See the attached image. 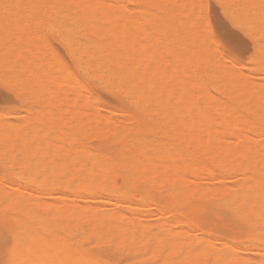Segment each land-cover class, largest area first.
Wrapping results in <instances>:
<instances>
[{
	"label": "rangeland",
	"instance_id": "1",
	"mask_svg": "<svg viewBox=\"0 0 264 264\" xmlns=\"http://www.w3.org/2000/svg\"><path fill=\"white\" fill-rule=\"evenodd\" d=\"M2 1L3 0H1V2H0V11L1 12L3 11V10H1V6H2V9H4L3 6H5V9H7V7L9 6L10 9L8 8V12H9V10L11 11L12 9H13L12 10L13 12L7 13V10L5 11L6 13L3 12L1 14V12H0V18H1L0 19V24L2 23V25H0V26H2V27H0L1 28L0 29V36H1L0 39H2V42L0 43L1 44L0 47L2 46L0 48V52H1V50L3 51V49H5L4 47H7L9 45V44L7 45L8 41H10L9 43L11 45L12 43H15L20 38L21 39V43L19 44V41H18L17 44L16 43L15 44H12L11 46H14L15 48L14 47L13 48H10L11 51L9 50V47H7L8 49L6 48V52L9 50V52L12 53L11 55H10L9 52H7V54H8L7 55L5 53V50H4V52H1V53H5L6 54V55L4 54L5 57H6V59H9L10 58L9 59L10 63L5 58L4 59L3 58L0 59L1 60L0 63L1 62H4L5 63L4 65H3V63L0 64V73L4 76L3 77L0 74V78H1L0 79V95L4 96L6 98L5 107L7 109L6 111H0V125L3 124V122H4V124L10 123L13 126V131H16L15 130L16 126H17L18 131H19V129L23 128V122H24L23 121V118H24L23 116H26L27 112L28 113L30 112L31 114H33L35 116L38 115L44 109L43 107H45L46 102L44 103V100H48L50 98L49 96H53V97L55 96V95H51V94L50 95L43 96L45 92H46L45 94H47L48 89H46V91H45V89H42V90H44L43 92L41 90V92L43 93V94H41V97H39V94H36V93H38L39 89L42 88V86H44L43 88H45V85L46 86L47 85H50L51 86V84H52V86H53V88L51 86L52 90L55 89L54 86L57 85V83H55V81H58L59 83H61L60 81H62V79L64 78L62 76V74H63V72H65V69L67 68V65L64 64V63H62L61 60H59V61L56 60V58H57V52H58V49H57V46L56 45L58 43H61V42L59 40H57L56 43H53V39L55 38V36H61L60 35V33H61L62 34L61 37H64V36H65V38L66 37H71L72 36L71 35L72 32H70V31L73 30L74 28H76V25H78L79 29H77L78 30L77 36H78L79 39L82 40V39H85L87 37V39L90 40L91 42L100 43L102 41V39H99V38H101V35H99V34L103 32L104 26L105 27L107 26L106 27L107 29L104 28L105 30H109L108 28H110L111 26H113V28H114V25H115L116 28L113 29V32H111L112 30L111 31L109 30L111 32V34L114 33L113 34L114 35L113 37L114 38H117V37H119V35L122 36V35H124V33L126 31L127 34L125 33L126 36L124 37L123 43L124 42H125V44L128 43V44H126L127 45L126 47H128V48H125V44H123V43H122V48H124L126 50L127 49L130 50V54L131 53L132 54L136 53V55H137V56L134 55V57H133V55L131 54L130 56L132 58L130 59L128 57L129 56L128 55L129 54L128 50L126 51V50H124L122 48H119L118 51H117V55L116 56L117 57H121V59L126 56L127 58H129L128 60L135 61L140 56V55L138 56V52L131 51V50L134 47V45H135V48L138 47V44H139V46L140 45L142 46L143 43L142 44L138 43L140 40L137 42V44H135V42L138 39V37L139 38L143 37L142 36L143 35L142 32L144 33V36L146 37L147 41H146L145 37L142 38V40H144L146 42H149L148 45H152V44L154 45L153 47L151 46V49L155 50V52L152 50L154 52V53H152V56H154L157 51H160L161 50L160 48H162V50H163V48H171L170 45H169V43L171 44L172 42L171 41L169 42L168 38H172L170 40H173L174 41V38H173L174 36L172 35L173 31L169 35V33H170L169 32V29L170 30H174V33H176V34L178 32V34L180 36L182 35V37H181L182 40L180 39V36H178L177 37V40L180 39V42L181 43L179 41L175 40L174 41L175 43L174 42L172 43L174 46L171 44V46L175 48V49L173 48V50L171 48V50L173 52L172 51L170 52L169 49L168 50L165 49L166 51L170 52V55L172 53V55L170 57H168V60H166L167 59V56L166 55H165L166 56V59H164V56L163 55H164L165 51H162L161 50L160 52H157L156 53L155 56L157 58H158V53H159L160 57H161V55L163 56V58L161 57V60H160L161 64H158V62H157L160 59V57L158 59H156V61H154L155 60V59H153L154 57H151L153 60H150V61L148 60V58L150 57L149 55H151V52L152 51L149 52V55H148V51H145V50L146 49L147 50L150 49V46H148L146 42L140 41V42H144L145 43V46H146V49H145V46H144V48L142 47L144 50L143 49L141 50V51H143L142 54H146V56L148 57L147 58V61L145 60L146 61V66L149 65V67H153L152 69L149 68L151 71L153 70L152 72H150L148 70L146 71L147 78L145 76V81L146 80H149L148 83L149 84H152L151 85V89H152L151 91L152 92L150 91V94L151 93H154V92L156 93V94H152V96L149 94V97H151L152 100L149 98L148 99V101L150 102L149 105L147 104L148 103V101H147L144 104L146 107H144V105H143L141 107V110H138L140 108L134 107L135 106V104H133L134 103V100H131V101L126 100L121 93L114 92L112 94L95 95L96 101H94V100L93 101L95 102V104L98 102L99 105H97V104L95 106L94 105H89V107L90 106L91 107L94 106V107H92L90 109H94L96 107L95 111L96 112H99V114L102 112L101 115L103 114V117L101 116V119L104 118L103 119L104 121L101 120L100 117H99V120H101V121H99L98 123L97 122L96 123L95 122L93 123L94 125H97L98 128H90L91 125H92V120L90 121V124H89V122H86V120H88L87 119L88 117L86 116L87 117L86 118L85 117L86 114L83 113V112H81L82 109L78 108V111H80V112H78L77 110H75L76 104H79V106H80V103H82L80 101L83 100L80 95H79V97L77 96V99L76 100L78 102H80V103H78V102L76 104L74 103L75 104L74 105V109L73 108H70V107H72V106H70L68 108L69 110H67L66 111V114H65V120H68L69 124H71V128H69V129H70V131L73 130L74 133L68 131L67 128L64 129L65 131H63L62 129L59 130L56 127L55 124H52L51 126H49L47 128V129L52 130V131L57 128V130H59V132L63 131L62 134H66L67 133L70 136L72 135V137H74L73 134H76L77 133V135H75V138H73V139L75 140L76 137H77V139H79V142H78L79 144L77 142L74 144L73 143L74 141L73 142H70L71 140L69 141V139L71 137H69V135H68V138H66L65 141H64L68 145L70 144L71 149H72V146L74 147V146L77 145L75 147V149H73L72 151H74V152L76 151L77 152L76 149L82 147L83 149L81 148L80 150H83V152L85 154H87V152L90 150L89 152H91L92 154H93V151H94V153L96 151L98 155L101 154L102 156L100 155L99 156L100 158L101 157H104V156H105L104 157L105 159L111 158V156L114 157V156H116L118 154L124 153L123 150H127L128 149L129 143H130V141L132 139L137 138V137L140 138L142 135H143L142 137L149 136V133L147 131V125L149 123H151V122L155 123L154 124L155 125V128L154 129L155 130L158 129V130H156V132H157V134H160L158 136L159 137L163 136V129L165 127H164V125L162 123V118H161L162 116L161 117L159 116L160 113L163 112L165 114V112H166L165 110L167 109L168 112L166 114L168 115L169 112L172 109L174 110V108H176V110H177V109H181L182 107H184V109H182V111H183V110H185V106L184 105L185 104L187 105L188 103H190V102L185 103L182 106V103L185 100L184 99L185 97H180V98H183V101L181 99L177 103V105H176L177 107H174L173 108V104H174V102H176V101H173L174 96H172L173 98L168 97V98H171L170 100H172V102L170 100L167 101V99L165 97H164L165 99H163V96H162L161 101L162 100H166L167 103L168 104H171L172 107L169 108L170 105L168 106L165 103V101L164 102L162 101V105H161L162 107L165 108V109L162 108L165 112L162 111L161 107L159 109H161L162 112L160 110H158L157 107H155V106H157V103L156 102L158 100H155L154 98L157 97V99H158V94H159L158 93V90H157L159 88L158 82H163L165 84V86H163L164 84H162V83H161L162 86L160 84V88L161 89H162V87H165L166 89L169 87L170 90L169 89L168 90L171 91L172 86L175 87V84H176L174 82L175 79L172 80L175 77H172L171 76L172 77L171 80L173 81V83H175V84H173L172 81L169 80V78H168V76H170V75H167V71H169L170 69L172 70L171 67H173V69L177 68L176 69L177 71L175 70V72H176V82L178 84L182 83V85L180 84V87L181 88L184 87L183 89H185V90H183V93L184 94L185 93L187 94V95L185 94L186 95V100L189 98V100L192 101V99L190 98V96L193 97V99H195V97L197 98V96L191 95L190 92L191 93H193V91L196 92L195 89H198V88L196 87L195 83L200 82L199 84L201 86L199 84H197V85L199 86V89H202L203 88V90H201V91H204V89L205 90L207 89L204 93H206L209 90L208 92L211 93V97L210 98H213L215 96L214 97L215 99L217 98V99L221 100V103H220L219 100L216 99L217 100L216 101L215 99H212V100H214L216 102L215 103L213 101V103L215 104V107H217V105L219 106V104H221L219 107H217L218 108V111L220 110L219 112L216 113L217 116H219V117L222 118L223 116L221 115V113H223L222 111L224 109L227 110V111H229V113H230L231 110L237 109L241 114L239 113L240 114V115L238 114L239 116L236 115L237 120L234 121V119H233V122H235V123L236 122L237 123L240 122L239 123L240 124V127L238 126L239 124H235V125H237L239 128H241L240 129L241 132L243 131V129L245 130L246 128H248V130H249L250 133H252V131H253V134L254 135H252V134L249 133L250 137L252 138L251 139L249 137L250 140H253V141L255 140V141H257L258 144H259V142H258L259 140H261L262 143L264 142L263 141L264 140V134H263L264 133V128H262V131L263 132H261V133H254L255 130L252 128V126L242 128L243 125H241L242 124V121H241L242 120V117L241 116H242V113L244 111V108H246V106H247V102H244L245 96H243V95H245L244 93L247 92L248 88L250 90V86L249 85L250 84H253L252 82L255 79H256L255 81L257 82V83H255L256 84L255 87H257L259 85L258 84L259 83V79H257L259 77L254 76L253 79L250 78V76L253 77V75H251L250 73L253 72V71H256L257 69H245L243 67H242L243 69L241 68L242 69L241 70V72H242L241 73V76H242V74L244 75L245 73H246V75H249L248 77L244 75L245 78L248 79V80H245V82L249 81V82H247V85L249 87L248 86H245V87H247L246 88L247 89L246 91L243 90V89H242L243 91H240L243 86L241 87L240 84L238 85V83L241 81V80L239 81V78L240 77L238 75L235 76V74H234V76H233V73H232V75L229 76L227 74L228 72H230V74H231V72H235L236 74H239L238 72H240V70H239L240 69L239 68L240 65H238V66L235 65V66H237V68H235V71L232 70V69H229L228 70V68H226V71L228 70V72H225V74L224 73H220V71L219 72L218 71H215L216 69H219L220 70V68L222 69L223 67L217 65V67H219V68H215V65L217 64L216 61H215V59H214L213 62H207V61H205L206 59L208 61H210V60L213 59V57H214V50L211 47H209V44L211 42L210 41L206 42L205 41V38L200 35L199 31H197V27H196L197 16H195L194 18L192 17V15L194 14V12L196 13V11H194L195 9L193 7H191L193 9V12H191V10H192L191 8H189L190 11L187 10L188 6L190 5V4L188 5L187 1H185V0H176V1H173V3H175V5L173 4L174 6H172L173 7V11H172V7H170L172 5L171 4L172 0H170V1H168L170 3V5L167 4V6H166L167 8L165 7V9H163V10L160 9L162 13L160 12L159 9L158 10L156 9L158 7L154 6V5H156L155 3H152L150 6H148L149 9L147 11H145L144 8L141 9V7H138L141 4L142 5H145V1L146 0H132V1H135L136 5L127 4L126 3L127 0H123L124 2L122 0H121V2L119 0H117L118 2L116 0H113V2H111L109 0L110 3H113L114 4V3L117 2L116 4L118 5L117 6L116 4H114V5L111 6L110 3L108 2L109 5H110V7H106L107 4H105V3L107 1L106 2H102V0H97L99 2H97L96 4L95 3L93 4V2L95 0H87L88 2L89 1H91V2L93 1L91 3V6L90 7L89 6L86 7L88 5V2L86 4V6H85V2L84 1H81V0H80V2L78 1L79 2L78 4H76V1L77 0H51V1L50 0H40V2H39V0H38V2H37V0H11V1L10 0H7L6 2L5 1L2 2ZM8 1H10V4L8 6L2 4V3L8 4L9 3ZM114 1H116V2H114ZM129 1H131V0H129ZM163 1L165 2L166 0H163ZM178 1H180V2L181 1L182 2L185 1L186 4H184V2H183V4H179ZM245 1L244 0H242V1L241 0H232V3L235 4L238 8L240 6V9L238 10V8H236L235 5H233L232 3L230 4V5H233V7H232L233 14L237 10H238V12L239 11H241V12L243 11L244 13L248 12L250 14V12H251V14H254V13L257 14L258 11L261 10V7H260L261 4H259V2L262 3L261 2L262 0L261 1H258L257 3H255V0L254 1L253 0H247V2L250 1L248 3L245 2ZM64 2L65 3L66 2H69L70 5L69 4H65L64 5ZM119 2L120 3H123V4L126 3V4H124V5L121 6ZM190 2L193 4V1H190ZM225 2L229 4V0H225ZM98 3L99 4H102V5H98ZM194 3H195V0H194ZM244 3L250 4V5H247L246 4V6H242V5H244ZM251 3L253 4L252 7H254V8H252V9H254L252 11H250L251 10L250 7L252 5ZM32 4H34V7H33ZM74 4L78 5V7H80V8L76 10V7L77 6L74 5ZM79 4H81V6ZM89 4H90V2H89ZM254 4H256L255 5L256 7L254 6ZM40 5H41V7H40ZM66 5H68V6H66ZM83 5H84V8H83ZM125 5H127V6H125ZM168 5H169V7H168ZM184 5H186L187 8H185L186 6H184ZM257 5H259V7ZM10 6H12V8ZM44 6H45V8H44ZM59 6L61 8H63V9L59 8ZM65 6H66V8H68V7L69 8L66 10L65 9ZM73 6H75V7H73ZM176 6L180 10H177ZM180 6H183L184 9H182ZM14 7L17 8L16 11H14L15 10ZM29 7L31 9H29ZM92 7L93 8L94 7H97V8L92 10ZM101 7H103V8L101 9ZM114 7L116 9H114ZM136 7H138V8H136ZM241 7L244 8V10ZM34 8L36 10H34ZM86 8H91V9L88 10ZM104 8H105V10H108L109 13H111L112 10L114 9L113 11H115V12L112 13L113 15L116 13V10L118 11V9H121L119 11L120 12H122V11L124 12V13L122 12V14H124V16L122 17L123 19H120V17H121L120 13H119V15H120L119 17H116L115 15L114 16H111V17L110 16L107 17V14L106 15H102V13H108L107 11L106 12L103 11ZM174 8L178 12L180 11V13L176 14V12H175L176 10L174 11ZM256 8H258V9H256ZM80 9H81V11H80ZM110 9H112V10H110ZM127 9L131 10V11H129V13L131 14V17H130V14H127L128 13L127 12L128 11ZM166 9L169 10V11H167ZM170 9H171V12H170ZM255 9L257 10V12H256ZM164 10H166L167 14H166V12ZM245 10H248V11H245ZM101 11H102V13H101ZM133 11H134V13H136L135 17H134V14L131 13ZM163 11H164V13H163ZM184 11H188L190 13H193L192 15L189 14V16H188V14H186V16H188V17H187V19L185 21H184V18L186 16L184 17L183 13H186V12H184ZM80 12H81V15H80ZM181 12H183L182 13V16L179 17V14L181 15ZM238 12H236V14H234V15L235 16H238V17H241L242 16L241 15L242 13H240V15H239ZM87 13H90V15L87 14ZM99 13H101V14H99ZM244 13H243V16H244ZM260 13H261V11H260ZM71 14H72V16H71ZM95 14H98V15H96L97 20L95 18ZM112 14H110V15H112ZM138 14H140V15H143L144 14L143 15L144 17H141V19H140L139 18L140 15H138ZM156 14H157V16L155 17ZM168 14L169 15H172L174 18H177V16H178L179 18H177V19H178L179 22L181 21V23H179V22L177 23V19L175 21H173L174 19L172 20L173 17H171V16H170V18H171L170 21L172 20L173 23L170 22L169 20L167 21L168 22L167 23L166 20H165V18L166 19H169L168 18L169 16H167ZM256 14H254V15H256ZM69 15H70L71 19L70 18H67V16H69ZM101 15L102 16H105V19H104V17L102 19L101 18ZM116 15L118 16V13ZM145 15H147L146 18H145ZM73 16H75V17L73 18ZM93 16H94L95 19L92 18ZM247 16L249 17L248 14L247 15L245 14V17H247ZM76 17H78V21H77V18ZM106 17L107 18H113L114 17L116 19V21L118 20L117 22H119L120 20H121V23L122 22H126V23H123L124 25L126 24V26L122 25L120 22L119 23L121 25H118L119 23H117L116 21H114L115 24H114V22L112 24V21H113L112 19L110 20V23H111L110 24L109 22L105 21V20H108ZM148 17H149L150 21H152V17H154L153 18V22H151V24L154 23L153 24V26L155 25L154 27L151 26L150 22H149V24L147 23V20H148L147 18ZM189 17H192V19L190 18V20H188ZM245 17H244V19L242 17L241 18L242 20H240V18H238V20H240L241 23H243V24L246 25L247 23H249L250 20L249 19L247 20V18L245 19ZM58 18H60L61 20L59 21ZM63 18H65L66 20L65 19L63 20ZM88 18H90V19H88ZM132 18L133 19L135 18L134 23L136 22V24L130 22L132 20ZM182 18H183V20H182ZM251 18H253V16ZM72 19H76V20L72 21ZM91 19H92V21H97V22H92L91 21L92 23H90V20ZM99 19H102L103 20V23H104V21H105V23L104 24L102 22L99 23V21H102V20H99ZM128 19H129V21L127 22ZM154 19L157 20V22L156 21L154 22ZM3 20H5V22H7L6 23L7 25L5 24V26H4V21ZM68 20H69V24L67 22ZM122 20H124V21H122ZM142 20L144 22H146V27H151L152 29H155V31L152 30V29H150V28H148V30H147V28H145L146 30L143 29L144 27L142 28V26H141V25H143L142 24L143 23ZM63 21H65V22H63ZM70 21H71V24L73 23L72 24V27L70 25ZM87 21H88L89 24H87ZM183 21L186 22V23H188L187 25H189V26L182 25L183 26L182 27L181 24H186ZM193 21H194V23H193ZM8 22H9V24H8ZM129 22L131 23L130 25L128 24ZM163 22L165 24H163ZM189 22H191V24H193V25L191 26V28L188 31V28L191 25ZM252 22L254 23L255 22V19ZM258 22L261 23L260 21H256L255 25L253 24L251 26V29H254L255 26H258V24H259ZM93 23H95L94 27L92 25ZM15 24H17V25H15ZM63 24L66 25V26L69 25L70 26V31H68L69 30V26L68 27L63 26ZM74 24H75V26H74ZM97 24L100 25V26H98ZM101 24L104 25L102 28H100L101 27ZM133 24L136 25V26H134ZM138 24H140V25H138ZM179 24H180L181 27H179ZM261 24L259 26H261ZM8 25L10 27H8ZM14 25L16 27L18 26L17 27V29H18L17 32H19V33H17V34L14 33L13 36H12L11 34L13 32H16L14 30H17V29H15ZM89 25H91V27L93 28V30H92L91 27L89 28ZM108 25H109V27H108ZM249 25H251V23L247 24L246 26H248L250 28ZM59 26L62 27V29ZM80 26H82L84 28V30L82 28H80ZM131 26H133L134 28H136L135 30L139 29L138 30L139 33L138 34L136 33L137 36H136L135 33H133L134 32L133 31L134 28L131 27ZM140 26H141V29L140 28H137V27H140ZM160 26L162 27L163 30L161 29ZM164 26L166 28L169 26L170 28L168 27V30H165ZM11 27L12 28L14 27V29H12ZM50 27H52L54 29V31H53L52 28L50 29ZM186 27H187V29H186ZM32 28L35 29L36 31L34 30V32H33L32 31L33 30ZM55 28L58 30V32L55 31ZM179 28L181 30L182 29L183 30L185 29V31L187 30V34H186L185 31L184 32H181V30H179V31L176 32L175 30H177ZM7 29L10 30V31L7 32ZM28 29H30V30H28ZM129 29H132V31H131L132 34H135V35H133L134 36V40H133V38L132 39L130 38L131 37L130 35H132V34H130L131 32H129L130 31ZM156 29H157L158 32L156 31ZM90 30H91V32H90ZM94 30H96V32ZM127 30H129V31H127ZM21 31H23L24 34L21 33ZM82 31L85 32V34ZM140 31H141V37H140ZM162 31H164L163 32L164 34L167 33V37L163 33L161 34ZM10 32H11L10 35L12 37L8 34ZM89 32L90 33L94 32V33L97 34V36H96V34L91 36V34H89ZM120 32H124V33H120ZM156 32H157V35L159 33L161 34V36H158V37H160V39L163 40V43L161 42L162 44L159 42L161 44L160 47H159V44H158V41L160 39L158 37L156 39V34H155ZM257 32H259V33H257ZM260 32H261V34H260ZM3 33H5V35L8 34L10 40L4 42V40H7L8 38ZM33 33L36 34V35H34ZM115 33L116 34L119 33L117 35V37L115 36L116 35ZM148 33L155 34V36H153L151 34L153 36L151 38L152 39V44L150 43L151 41H150L149 37L147 38V35L151 36ZM182 33L183 34L185 33V35H183ZM253 33H254V30H253ZM32 34H33V36H32ZM258 34H259V36H258ZM18 35H20V36H18ZM22 35H23V37H22ZM162 35H164V36H162ZM261 35H262V31H260V28H259V31H256L255 30V34H254V38H253L254 41L252 40L253 51H258V49H259L258 46L260 47V45L258 44L259 43L258 41H260V39H261L259 37L264 38V36H261ZM35 36L37 38L36 40L34 39ZM135 36H136L137 39H135ZM170 36H172V37H170ZM14 37H16V39ZM50 37H52L53 39H50ZM127 37H128V40H125V38L127 39ZM163 37H165V39L168 41V43H166V41L163 39ZM257 37H258L259 40H257ZM3 38H5V39H3ZM23 38L25 39V41L23 40ZM121 38H123V37H121ZM153 38H155V42L154 43H157V44H154L153 43V41H154ZM97 39L99 40V42L97 41ZM129 39L132 41V44H134V45H132L131 43H129L130 42ZM34 40L36 42H38V45L40 44L41 47H43L42 45L45 44L44 47L43 48L38 47L37 43ZM156 40H157V42H156ZM255 40H257V42ZM121 41H122V39H121ZM3 42L6 43V46L4 45ZM34 42H35L36 46L31 47V49H35V50H33L34 52H37V49H39V51H41V53L39 55H37L36 53H34L30 49H28V47L30 48V46L35 45ZM176 42H178L179 44H176ZM32 43H33V45H32ZM101 43H103V41ZM255 43H257V44H255ZM130 44H131V47L129 46ZM175 44L177 45V47H175L176 46ZM183 44H184V47H185V45H187L188 47L186 46V48H183L182 47ZM48 45H49V47H48ZM19 46H23V49L21 48L22 49V52L23 51L26 52V50L28 49V50H30L29 51L30 52V56H31L32 52H33V55H37V56H34V57H32L33 55L31 56L33 58V60L35 59V61H36V62L34 61V64H33L34 70H36L35 67H37L35 65L36 63L38 65L40 64L41 65V66L39 65L40 67H44V69H41L40 67H38L39 68L38 70L40 72L41 71L43 72V71H47V70H45L46 69V65H48V62H50V60L51 61L52 60L53 61L55 60V61H57V63L59 62L60 64L59 63L56 64L55 61H54V64H56V66L59 65L58 67H60V66L63 65V67L65 69L62 68L63 70L62 69L59 70V68H57L56 66H54V64L52 62L51 65H52L53 68L50 66V63H49V66H48L49 69L48 70H52V69L54 70L55 67H56L58 69V71L56 72V74L61 73V75L59 74L60 76L59 75L58 76L60 78L62 76L63 78L59 80L58 79V76L57 77H54L53 78L54 82H52L53 80L50 79L51 80V83H46L45 82L46 80H43L45 83L44 82L39 83V84H43V83L45 84V85L44 84L41 85V88H39L40 87V86H38L39 84L37 86H33V88H32V85H35L34 84L35 83L34 81L36 79H34V81L33 80H30L29 81L30 82L29 84L26 83L27 85L26 84H20V83H24L23 82V79H24L23 76L28 72L27 70H25L26 69L25 67H27V69H28V65H27L28 62L26 64L25 59L28 60L29 58L30 59H32V58L31 57L28 58V54L25 53L26 55H25V59H24V57L22 55V52L19 53V54H21V56L23 58V59H21V61L23 60V62H25V64H23L22 62H20V64H19L20 66L17 65L15 71H13L11 69V67H10V69H11L10 72H7L9 70V66H11V64H12V60L11 59L14 58V60H15L16 57H19V58H16V59H18V61L17 60L16 61H13L14 63L12 65H14V64L16 65L17 62L19 63V61H20V57L21 56L20 55L19 56L14 55V54H17L18 53V52L17 53L16 52L14 53L16 47L18 48L19 51L21 50ZM24 47H26V48H24ZM46 47H48V49H49L48 52L44 49ZM179 47H181V48H179ZM50 48L53 49V50H51ZM135 48H133V49L134 50H137V51L139 50L138 48L137 49H135ZM178 48H179V51H180V49L182 51L184 49L185 51H183V53L184 54L185 53H188L187 55H189V58L190 59L195 56V60H197V62L199 61L198 62V65L194 64L195 63L194 62L195 60L193 61V64H192V62L190 63V59L187 58L189 60V61L187 60V62H189V64H192L191 66L194 67V68H192L191 66L186 65V66H188L190 68L187 67V69H185L186 70L185 71L184 68H186V66L183 64V62L185 61L184 58H186V57H182L184 55L182 53V51H180L181 53L178 50L177 51L179 53L175 51ZM16 51H17V49H16ZM141 51H139V52H141ZM144 51L147 52V53H144ZM206 51L207 52L208 51L210 52V53L208 52L210 56H208L207 53H206L207 56H205V53L204 52H206ZM121 53H123V55H121ZM167 53H165V54H167ZM174 53L178 54V58L180 59V61L183 60V62H182L183 65L180 63L179 59L176 58L175 56H174V58H176L178 60L172 58V56H173ZM190 53H193V54L194 53L195 54L197 53V54L196 55L195 54L194 55L191 54V56H192L191 57L190 56ZM198 53L199 54L202 53V54L199 55ZM23 54H24V52H23ZM176 54H174V55H176ZM179 54L180 55L183 54V55L179 57ZM2 55L3 54H1L0 57ZM4 55H3V57H4ZM187 55H184V56H187ZM197 55H198V58H200V57L201 58L198 59L196 57ZM49 56H51L53 59L50 58ZM202 56H203L204 61L202 60ZM35 57H37V58H35ZM45 58L46 59L47 58L49 59L48 62L46 61ZM127 58H125V59H127ZM141 58H142V56H141ZM172 59H174L176 61H173L172 62ZM33 60H31V61H33ZM42 60L44 61V63H43ZM164 60L168 61V63L165 64V67H163V65H162L163 64L162 61H164ZM170 60H171L172 64H171V62H169ZM192 60H193V58L191 59V61ZM5 61L7 62V64H6ZM116 61L117 60H115L114 62H116ZM152 61L155 62L153 64L156 67L152 66L153 65L152 64ZM166 61H164V63ZM202 61H203V63H202ZM41 62H42V64H41ZM148 62H151V65H150V63L148 64ZM186 64H188V63H186ZM1 65H2V67H1ZM22 65H26V66L23 67ZM160 66L166 69V70H163V74L165 72L164 75H166L167 78H168V80H169L166 83L164 82L165 79H160V78H162L161 76H160V78H158V76L161 74V73L158 72L159 71L158 69H159ZM167 66H169L170 69ZM181 66L184 67L183 69H181V71H183V74L182 75H185L184 77H187V76L190 75V78H192V76H196L195 80H193L194 77L191 80H190L189 77L188 78H185V79L183 78L185 80L184 84L186 86L183 85V79L182 78L179 81V78H180L179 76L183 77L182 75H179V73L181 72L179 70ZM212 66H214V69H213ZM18 67H20V69L24 70L25 72L24 71L23 72H20V71H22V70H20L19 73H18V70H19ZM141 68H143V67H141ZM155 68H156L155 71L158 72V73H156L154 71ZM207 68H209L210 70L209 69L208 70H205ZM161 69L162 68H160V70ZM189 69H193V71L190 70V72H189L190 74L186 73V72H188L187 70H189ZM197 69L199 70L198 73L196 72V71H198ZM11 71L14 74H12ZM59 71H61V72H59ZM213 71H214V73H213ZM140 72H144V71H142V69H140ZM149 72L152 73V75H150ZM153 72L156 74V77L153 76V75H155ZM192 72L195 73V74H192ZM203 72H206V74L205 73L203 74ZM243 72H245V73H243ZM169 73H171V72H169ZM215 73H216L217 76L215 75ZM8 74L9 75L11 74V76L13 75L14 77H17L15 75H18L17 78H19V77H22V78H19L18 79L19 82H18V81H16L14 79V77L13 78L11 77L9 79L10 76H7ZM209 74L212 75V76H209ZM213 74H214V76H213ZM221 74H224L225 77L223 75H221ZM205 75H206L207 78H205ZM218 75H220V76H218ZM226 75L230 79H232V78L236 79L237 76H238V79H237L238 81L237 80H234V79H232V80L229 79L228 80L226 78L227 77ZM148 76H150V77L153 76L151 78L155 79V81L158 84V86L157 85H154L152 83L153 82L152 81L153 79L151 80L150 77H149L150 78L149 79ZM231 76H232V78H231ZM219 77H220L221 80L219 79ZM163 78H166V77L163 76ZM167 78H166V80H167ZM197 78L200 81L197 80V82L194 83L193 81H196ZM201 78H203V79H201ZM210 78H211V80H210L211 82L208 80ZM242 78H240V79H242ZM158 79L159 80H163V81H158ZM186 79H189V81L186 80ZM249 79H252V82ZM2 80L4 81V83H1ZM14 80H15V83H17V84L14 83ZM64 80H63V82H64ZM242 80L243 81L240 82L241 85H243V84L245 85L244 79H242ZM186 81L191 82V83L193 82L192 84H194L196 88L195 87H192L193 88V91H190L191 89L190 90H187L188 89L187 88V86H188L187 84L188 83ZM219 81L221 83L225 84V85H221V83H219ZM226 81H228L229 83L228 82L226 83ZM230 81H232V82H230ZM5 82H7V83H5ZM168 82H170V85L171 86H168V84H169ZM234 82H236V83H234ZM191 83H189V84L192 85ZM202 83L204 84V86H203ZM207 83H210V85H212V84L215 83L216 86L214 84V85H212L213 87H209L210 85L207 84ZM217 83L219 84V86H218ZM231 83H233V84H231ZM65 84H63V87H65ZM178 84H176V87H177ZM19 85H20L21 88L19 87ZM21 85H23V86H21ZM25 85L26 86H28V85L30 86L31 85V87H29V88H31L32 90L31 89L29 90V88L27 90V87ZM235 85H237V87ZM50 86H47L46 88H48ZM61 86L62 85H60L58 88L61 89L62 88ZM152 86H153V88H152ZM231 86H233L235 89L233 87L231 89L230 88ZM260 86H262L264 88V85H260ZM260 86H258L260 88V89H258L259 91L262 89V87H260ZM11 87H12V89L14 91H12L10 93L9 92V89ZM37 87H38V89H37ZM245 87H243V88H245ZM51 88H49V90ZM213 88H214V90H213ZM219 88L221 90H223V91H221ZM253 88L254 87L251 86V89H253ZM35 89L38 90V91H36ZM236 89H237V92H236ZM255 89L256 88H254V90ZM33 90H35V91H33ZM86 90H87V92L88 91L90 92L89 89H86ZM154 90H156V91H154ZM50 91H49V93H50ZM55 91H58L57 87H56L55 90L52 91L53 94H55ZM174 91L175 92L177 91L178 94L175 93ZM180 91H181V89L179 88V85H178V87L176 89L172 88V91L171 92H173V95H175L177 97V95L180 94ZM201 91H200V93H201ZM229 91L232 92V93H229ZM31 92H36V93L30 94ZM253 92H255V94H256V90L255 91H252V93ZM56 93L58 94V95H56V98L58 99V97H59V100H57L55 98V101H53L54 99L52 97L53 100L50 98L48 100L50 102H48V103L52 104V102H54L53 104H55V103L57 104V102L59 101L58 103L60 105H61V102H62V104H64L65 102H63L62 99L64 97H67V95L63 97L62 95H65V94L60 93V91H58ZM74 93L76 94V92H74ZM90 93L89 94L87 93V95H91ZM237 93H238V96L239 97L241 95V97H242L241 99H239V97H237V96H236L237 98L235 97V95H237ZM239 93H241V94L239 95ZM170 94H172V93H170ZM184 94L182 96H184ZM202 94H203V92H202ZM83 95L86 96V94H83ZM155 95H157V96L155 97ZM188 95H189V97H187ZM257 95L260 96V94H257ZM70 96H72V98L74 97L72 94ZM85 96H84V99H85ZM262 96L264 97V95H262ZM44 97H45V99H43ZM80 97H81V99H80ZM176 97L174 98L175 100H176ZM249 97H250L249 99L246 98L248 101H250L249 104H252L255 100H257L252 105H249V106L254 107L253 109L256 108L255 105H256L257 102H262V103L264 102V99L260 100L261 98L257 97L256 95H255V97H256L255 98L254 97V93L253 94H250ZM200 99H201L200 97H198V99H196V100H198V103H196V104H199L201 106V103L204 102V101H203V99H201L202 101ZM65 100H66V98H65ZM67 100H66V102H67L66 104L69 105L70 102H68ZM73 100L75 101L74 98H73ZM73 100L72 99L69 100V101H71V105H73V102H72ZM230 101L232 103H230ZM235 101L238 102V104H236ZM251 101H252V103H251ZM94 102L93 103L91 102V103L94 104ZM208 102H210L212 104L211 100H207V103ZM101 103L103 105H101ZM193 103H195V101ZM210 103H209V106L214 107V105L212 106ZM66 104H64V106ZM152 104H155V105H152ZM204 104L205 103H203L202 106H205ZM243 104H244V106H243ZM165 105L168 106V108ZM178 105H180L181 107H179ZM199 105H197L198 106V110L200 109L197 112L198 114H200L201 112H203L204 109H205V108L204 109H201L202 106L199 107ZM222 105L224 106L223 107L224 109H221V106ZM260 105H261V103H260ZM102 106H104L106 108V110L109 111V113L106 112V110H104V111L101 110V107ZM189 106H192V105H189L188 104V106H186V111H189L191 113L190 115H189V113H186L184 111L183 112L180 111V116L181 117L183 116V115H181L182 113L185 116V117L183 116L184 119H182L180 117L183 120V121L181 120L182 123H183V128L184 127H187L186 126L187 125L186 123H188V126H190L191 125L190 123H192L194 120H195L194 122L196 123V126H197V124L200 125L199 124V121L200 120H198L199 119V116H200V119H201V115L203 116L205 112H208L209 113L210 110L211 111L212 110L214 111V109H208V108H206V109H208L207 111H205L204 113L200 114L199 116H195L196 111L194 110L195 113L193 112L194 113V116H193V113H192L193 110L192 109L194 107V104L192 106V109ZM62 107H63V105H62ZM66 107H68V106L66 105ZM149 107L152 108V109H149ZM154 107L157 108V110ZM187 107H189L188 108L189 110H187ZM232 107H234V108H232ZM135 108H137V109H135ZM144 108H146V109L148 108L149 110L147 109V111H146V109H144ZM229 108H231V110H229ZM40 109H41V111H40ZM90 109H89V111H90ZM98 109H100V110L97 111ZM118 110H121V111H118ZM153 110L156 111V112H154ZM140 111H143L145 113L142 114L143 112L140 113ZM159 111H160V113H159ZM175 111H174V114H175ZM152 112H154L156 114L159 113L158 115H155L156 116L155 119H154V115L152 116V114H154ZM250 112L251 113H249L246 116V119L247 120L249 119L251 122H253L254 120H256V116L254 114H252L253 113L252 111H250ZM87 113H88V111H87ZM90 113H91V111H90ZM90 113H89V115L94 114L93 112L91 114ZM211 113H209V116L212 117V119H213L214 118V115L213 114L211 115ZM226 113L227 112H224L223 114L225 115ZM99 114H98V116H100ZM198 114H196V115H198ZM95 115H97V114H95ZM105 115L108 116V117L110 116V117L109 118L108 117H105ZM161 115H163V114H161ZM169 115H172V113H170ZM186 115L191 116V118L188 117V119H186ZM226 115H228L227 116L228 117V120L231 122L232 120L230 119V115L231 116H233V115L232 114H226ZM252 115H254V116H252ZM217 116L212 121L209 120L212 123V124L210 123L211 125L216 124V121H217L216 119H220ZM250 116H252V119H251ZM111 117H113V118H111ZM115 117L119 121H115L116 120ZM150 117H152V119ZM195 117H198V118H195ZM227 117H224L225 120L227 119ZM94 118H95L94 120H96V118H97V121H98V117H94ZM105 118L110 119V120H105ZM202 118H203L202 120H204V118H206V116H203ZM224 118H222V122H223V119ZM234 118H235V116H234ZM238 118L241 119V120L239 121ZM262 120L264 121V114L262 116ZM112 121H114L116 124H114ZM185 121H187V122H185ZM189 121H190V123H189ZM206 121L208 122V119H206ZM220 121H219V124H220V127H221L222 126V123H220ZM194 122H193V124H194ZM225 122H227V121H225ZM251 122H249V123H251ZM117 123H118V126H117ZM200 123H202V122H200ZM88 124H89V126H88ZM94 125H93V127H96ZM158 125H160V126H158ZM176 125L177 126H175V131H176V127H177V131L175 133H173V134L172 133L170 134V135H173V136L172 137H168V136H170V135H168L165 138L166 139L165 140V143H167V144H165V147L167 145L168 146L169 145H173L174 142H176V141L179 142V140H181V137H183V136H182V134H179V135H181V137L179 135H177V132L179 133L178 128L180 129V131L182 133H186L185 130L188 129V128H190V127H187V128H185V130H183L182 126H180L181 124H179V125L176 124ZM86 126H88L90 128L89 129L90 130V133L88 132L89 130L87 129ZM116 126H117V129L112 130L113 128H116ZM196 126H194L193 129H189L190 131H187V132H193V130H194V134H195V132H197V129L195 130V128H198L199 127V126H197V127ZM213 126L215 127V125H213ZM217 126H218V124H217ZM119 127H120V129H119ZM199 128H198V130H199ZM213 128L211 129L210 135L212 134V132L214 130ZM222 128H223V126H222ZM92 129H95V133H94V131ZM218 129L220 130V132L222 131L220 128H218ZM57 130H54V131H57ZM115 130H116V132L118 134L115 132ZM217 132H219V131H217ZM115 133H116V135H115ZM120 134H121V136H120ZM132 134H133V136H132ZM175 134L177 135V137L175 136ZM189 134H191L190 135L191 137L194 136L192 133H189ZM2 135H3V138L0 139V173H2V169L4 168V164H5V162H7L9 165L11 164V166L15 167V170H16V173H18V176H12V177L5 178L2 174H0V195H1L0 196L1 197L0 198V235L3 234V232L5 231V229H7L8 231H10L13 234L14 237H17V238L21 237V235L23 234L22 235V238H19L20 241L22 239V242H23V239L25 238L24 239V240H26L25 242H28L27 239L29 241H31V239H29V238L34 236L36 228H38L37 230L39 232L41 231V233H37L38 231L36 230L37 231L36 232L37 235L40 234L39 236H41L40 237L41 239H44V238H42V235H43V237H45V235L48 234V231L51 230L52 231L51 234H49L47 236L49 237L50 235H52V236H50V238L52 237V238L56 239V240H53L52 238L51 239L49 238L51 240V241L50 240L49 241L52 244L53 248H54V244L55 245L57 244V243H55V241L58 242L59 243L58 246H60V244H62V243H60V241L63 240L64 241L63 245L65 244L64 245L65 247H67L66 246L67 245L66 243L69 241L68 242V245H70L69 247L64 248L63 245L61 246V250L63 252L66 249H67V252H68V250L70 249L69 253L65 255V254H62L61 253L62 251L60 250V253L59 254H62V255H60V257L63 256V260H65V258L67 256H70L71 258L73 257L72 260H74L73 262H76V264H78L79 263L78 261H80V260L82 262H85L86 264H87V262L89 260V261H91L89 263L94 264L96 262V259H97V262H101V264H109L110 261H123V264H226V263H228V264H264V246L263 247L260 246L261 244L264 245V205L261 206V204H260L261 197L262 196L264 197V186H262V185H257L256 186L255 198L254 199H255V202L258 203L259 206L258 205H252L251 204L250 205L251 210H252L251 212L250 211L248 212V211L245 210L246 209V206H244V207L239 206L238 207V206H235V205H227V204H224V202H223L224 200H223V197H222L221 190L222 189H225V190L227 189V190L231 191L234 188L233 185H237L239 182H241L243 180V178L247 177V173H245V172H243V171L240 170L242 168V166H241L242 163L235 162L234 165H232V166L227 165V162L226 161L229 158H227L226 156H222L223 155V152H220L221 155L218 156L219 158L218 157H214V156L211 158V155L213 153H211L209 149H211L210 146H213L215 144L214 142H216L214 140V138H213L214 137V134H213V137L212 136L209 137L211 140L213 138L214 141H211L209 139L211 141V142H209L208 139H207L206 141H208L209 143L206 142V146L203 145V144H205L203 142L202 143L197 142L199 146L195 147L194 144L197 145L196 144V141H195V143L192 142L193 143V146L191 145V151L194 152V153H192L191 156H190L192 158V161L191 162H194L193 163L194 166H197L196 167V170L198 168H203L204 169L205 166L206 167L208 166L209 168L207 167V169L211 173H207L204 170H202V171H195L193 174L187 175L186 178H184V176H182V175H179L180 178L181 177L184 178V180H183L184 183L182 181L181 182V184H182L181 187H179V185H178L179 188L177 189V188H175V187H177V186H175V185H177L176 182L175 183L174 182H171V183L169 182L170 181L169 180V177H171L170 175H168V177L166 175V177L168 179V181H167V179H165L166 177L163 176L162 173H158L160 171V168L161 167L159 168V170L157 169L158 170L157 173H156V171L154 172V173H156L155 175L151 174V170L152 169H150L149 167H151V164H152L151 161H153L152 158H144V159L149 160L151 164H149V166H148L147 165L148 163L146 162V160H144L145 161V165L144 164L142 165V163L144 162V161H142V163H140V166L141 165L142 166L141 167L139 166V170L137 168L138 171L135 170V172L136 171L137 172L136 173L133 172L134 174L133 173L130 174L129 175V178H128V174L129 173L126 172L127 171V169H126V163H124V162H123L124 165H122L123 163H118V165L117 164L111 165V163L110 164L107 163L108 165L106 167L107 168L109 167L108 168L109 170H107L106 167L104 168V170H101L100 169L101 171L99 169H95L94 171L99 170V173H98V171H96L97 173L95 172L96 174H95V176L93 178H92V176H88V175H90L89 173H93L94 171L93 172H88V175H86L87 173L84 171L85 169H83V173H85L83 175L81 173V170L82 169H80V174H78V176L76 175L77 177H79L78 180H82L83 179L84 181H81L80 183L83 182L84 185H86L87 187L89 186V188L94 191V194H93L94 196L91 195V194L85 193V192L83 193L84 187H86V186L83 187V190L81 189L82 190V192H81V190H80V187H81L80 185L81 184H79V185L77 184L78 182H77V180H75L76 177H74V178L72 177L71 178L72 181H74L75 183L74 182H71V179H70L71 184L70 185H67L66 184V186L63 183V181L65 182V180H63L65 178H63V179L60 178L59 179V182L54 183V187H52L51 189H48V190L40 189L34 183L29 188H24V184H23V187L19 188L18 190L13 189L12 186L10 188L9 187L8 188H5V185L8 182L9 183L11 182V184H12V183H14V181H16L18 179H21L22 180L23 179L22 177H24V179H28V178L34 179L37 176L39 177L41 174H40V172H38V174H39L38 175L35 172V167H33V166H35V163L32 162L33 160H31V162L28 160L29 162L26 163L27 162V159L25 158L26 160H24V157H21L17 153L13 154L15 156H12L10 154V152H9L10 145L7 142V139L5 137V132H3ZM122 135H123V137H122ZM185 136H186V134H185ZM114 137H115V139H114L115 141L113 140ZM119 137H121V138H119ZM186 137H189V135L186 136ZM116 138H117V140H116ZM220 138H222V137H220ZM77 139L75 141H78ZM118 139H119L120 142L118 141ZM103 141H106L105 143H107V144L103 143ZM116 141H117V143H116ZM223 141H225V138H224ZM253 141H251V143H250L251 144V148L253 149V147L255 146L254 148L258 149V151H256V149H253L254 150L253 153H256V152L257 153H260V152H262L261 150L264 149V144L262 145V143L260 142L261 143L260 144L261 145V148L259 150V148H257V147H259L260 145L259 146L258 145H255L257 143H255V144L253 143V145H252V142ZM177 142H176V144H177ZM60 143L61 144H64V145H67L66 143H63V142H60ZM211 143H212V145L208 146V144H211ZM49 144L47 146H44V147L42 146L41 149H35L36 155L37 154H39V155L40 154L41 155L44 154L45 155V153H48L52 149H54V148L51 149V147L49 146ZM52 144H54V142ZM200 144H202L203 146H200ZM34 146L35 145L32 144V147H34ZM54 146H56V144H54L53 147ZM57 146H58V144H57ZM57 146L55 147L54 151H56V149H58ZM70 146H69V148H66L65 146H63V147L60 146L61 148H59L57 150V152L61 153V150H62V152L64 153L67 149L68 150L70 149ZM18 147H20V145H18L17 148H15L16 149L15 150L16 152L18 151ZM125 147H127V149H124ZM193 147H195V148H193ZM206 147H208V148H206ZM203 149H206V151H208L207 153H211V154H209V155L206 154V151L203 150ZM63 150H65V151H63ZM141 150L142 149H139L138 148L136 152L137 153L139 151L142 152ZM83 152H81V151L78 150V153H83ZM225 153L226 152H224V155H225ZM138 154L140 155L141 153H138ZM63 156H64V154H62L61 156H57L58 160H60L62 162V161H66L68 159V158L65 159L66 158L65 156H64L65 158H63ZM220 157H222V158H220ZM193 158H195V159H193ZM216 158H218L219 160L216 159ZM48 161H49L48 160V156L45 155L44 157H41L40 162H43V164L47 163ZM67 161H69V159ZM35 162L39 164V157H35ZM256 163H258V161L255 162L254 165H252V167L250 168L252 170H250L249 172H250V174L253 173L252 178L257 177V180L263 181L264 180V175H260L257 172L258 164H256ZM110 166H112V168ZM145 166H147V169L146 170L147 171L150 170V172L148 171V173H146L145 172L146 170L143 171L145 169ZM200 166H202V167H200ZM122 168H124V169H122ZM29 169H30V172H29ZM125 169H126V171H125ZM110 170H112V172ZM26 171L28 173H30V175H27L26 176L25 175ZM162 171L163 170H161V172ZM141 172H144V173H141ZM163 172H165L164 174H166L169 171H167V169H165V171H163ZM254 172H256V174ZM78 173H79V170H78ZM144 174H146V175H144ZM168 174H170V173H168ZM171 174H172V172H171ZM131 175H132V177H130ZM143 175L145 177H142ZM25 176H26V178H25ZM74 176H75V174H74ZM87 176L89 177V179L87 178ZM173 176H175L174 173H173ZM41 177H42V175H41ZM41 177H40V179H42ZM48 177H47V180H49V182H51L50 177L49 178ZM90 177H91V179H90ZM179 177H178V179H179ZM210 177H216V179L213 181V180L210 179ZM249 177H251V175H249ZM175 179H177L176 176L174 177L173 181H177ZM168 182L170 183L171 186L169 185ZM177 183H178V181H177ZM62 184H63V186H61ZM107 185H109V186H107ZM77 187H79V189ZM123 188H124L125 192H124ZM33 189H36V190H33ZM6 191H9L10 193H13L14 192V194H15V196L17 198V203H15V202L13 204L10 203V205H12V206H10L7 203V201L5 200V198H3L4 197V193L6 194ZM99 191L100 192L103 191L106 194L105 193L102 194ZM116 191H118L119 193L121 191L120 194L122 195V198H121L122 201L120 200L121 202L119 201L118 202L119 204L117 203V205H116V202L115 201H112L113 198H114L115 193L117 194ZM52 193H57V195H53ZM96 194L99 195L98 196L99 198L96 196L99 201L100 200L101 201L102 200L103 201L104 200L106 201V202L104 201L105 204H104L103 201H102V203L100 202L101 204H103L101 206L97 203L96 198H95V195ZM124 194H125V196H124ZM100 195H103V196H101V199H100ZM105 196H106V198H105ZM109 196H111V199L112 200L109 198ZM109 199H110V202L108 201ZM220 199H221V201H220ZM91 201H93V203H89ZM222 202H223V204H222ZM112 203L114 205H116V207ZM26 204H27L28 207L26 206ZM224 205H225V207H224ZM92 206H95L96 207V210L98 208H100L102 210V212L104 210V212H103L104 215L107 214V216H105V218L103 217V220L105 219V221H103L102 218H101L102 216H104L102 214V212L100 214V212L97 211L98 214H96V215L94 214V212L96 213V211L94 210L95 207L92 208ZM117 207H119L120 209L117 208ZM237 207L239 209H237ZM231 208H232V211L230 212V209ZM115 209H116V211H110V210H115ZM117 210H118V212L120 214H122V215H120L121 216L120 218L118 217L119 216V213L117 212ZM240 210H242V211H240ZM249 210H250V208H249ZM260 210H261V212H260ZM108 211L111 214H109ZM257 211L260 212V214H261L260 216L259 215H256L255 212H257ZM112 212L113 213L115 212L113 216L116 217L117 214H118V216L116 218H113L111 216L113 214ZM22 213H24V214H22ZM25 213L26 214L27 213L32 214L33 217H34V219H32L33 217L32 218H27V216H26ZM34 214H36V216H37V214L39 216H41V217H38L37 216L36 219L43 218V220L40 219L42 221H44V219H46V221H44L46 223V225L43 224L40 220L39 221L36 220ZM99 214H100V216H98L99 218H97V215H99ZM12 215L14 216L13 219H12ZM108 216H110V218ZM19 217L22 219V221L25 220L24 222H26V221L27 222L24 223V222L21 221V219L18 222L17 219ZM107 217L109 219H112V220L111 221H107V219H108ZM30 219H32V221ZM28 222H29V226L28 227H30V226H32L34 224L32 226L33 228L32 227H31V229L29 228L30 231L32 229L33 230L35 229L34 230V234H32V232L28 231L27 226H26L27 231H25L26 229L24 228V226L27 225ZM40 222L42 224H37V223H40ZM23 223H24V226L22 225ZM34 226H35V228H34ZM47 226H49V228ZM50 226H51V228L52 227L53 228L51 229ZM198 227H199V229H198ZM47 228H48V231H47ZM195 228H196V231L198 230L197 232L194 230ZM21 230H24V231L21 232ZM24 232L25 233L28 232V234L27 233L25 234ZM29 232H30L31 235L29 234ZM44 233H47V234L44 235ZM53 233H55V235H53ZM62 233H65V235H67V236H64ZM28 235H30L29 238L27 237ZM207 235H210V236L213 237V241L212 242L206 243V242L203 241L204 237L207 236ZM39 236L36 237V238H39ZM47 236L45 237L46 240H48L47 239ZM56 236H59L58 237L59 238L58 239L59 241L57 240V238H55ZM35 241L37 242V240H35ZM22 242H19V244H22ZM31 243L32 242H30V244H29L30 247L33 246V245L31 246ZM51 244H49V247H50ZM22 245H18L17 248L12 249V250H9L7 252V255H5V252H4L3 248L0 247V261L7 260V261H10V262H13V264H16V263L19 264V260L21 258H23V257H20L19 256L18 258H20V259L17 260V258H15L16 256L14 257V253L15 252H13V251L16 250V249H19V247H21ZM26 245L27 244L24 243V246L22 248H24V247L29 248ZM42 245H41V247H42ZM36 247H37V245H36ZM44 247H45V245H44ZM22 248H20V253L23 251V250L21 251ZM26 248H25L24 252H26V255H27V253H28L27 251L28 250H26ZM39 248H40V246H38V249ZM53 248H51V249H53ZM42 249H40V252H41ZM47 249H48V247H47ZM57 249H59V248L57 247ZM57 249L54 248V250H57ZM44 251L47 252L46 249H44ZM48 251L51 252L52 250L50 251V249H48ZM42 252H43V250H42ZM20 253H18V254L20 255ZM31 253L32 252L28 253V255L31 254ZM78 253H82V254H80V256H79ZM44 254L47 255V253H44ZM59 254H57V255L59 256ZM23 255H25V253ZM77 255L79 256V258L77 257ZM53 256H55V255H53ZM75 256L77 258H75ZM47 257H49V255ZM47 257H46V259H47ZM80 257H81V259H80ZM83 257H84V259H83ZM231 257H233V260L231 262H228L229 259L231 260ZM44 258H43V260H44ZM49 258L51 260L53 259L52 257H49ZM54 258L57 259L56 256ZM25 259H26V257H25ZM25 259H23L20 264H23ZM58 259H59V257H58ZM77 259H78V261H77ZM93 259H94V261H93L94 263H92V260ZM26 260H25V262L27 263L28 260L27 261ZM70 260L71 259L68 257L67 260H65V261L68 262V264H74V263H71L72 261H70ZM15 261H17V262L15 263ZM36 261L39 262V259L36 260ZM43 262H44V264H48L47 261L46 262L43 261ZM43 262H41V264ZM66 262H65V264H66ZM79 264H83V263L80 262Z\"/></svg>",
	"mask_w": 264,
	"mask_h": 264
},
{
	"label": "bare ground",
	"instance_id": "2",
	"mask_svg": "<svg viewBox=\"0 0 264 264\" xmlns=\"http://www.w3.org/2000/svg\"><path fill=\"white\" fill-rule=\"evenodd\" d=\"M3 1H7V0H3ZM2 1V2H3ZM11 1V0H10ZM10 1H8L9 3L8 4H5V3H2V4H4V5H9L10 4ZM51 1V0H50ZM49 1V2H50ZM80 2V0H77L76 1V4H78L79 2ZM81 1H84L85 2V6H86V4H87V0L85 1V0H81ZM107 1V2H106ZM111 2H113V0H110ZM117 1V0H116ZM116 1H114V2H116ZM120 2H121V0H119ZM123 1V0H122ZM168 1H170V0H166L165 2L163 1V0H146L145 1V6H150L152 3H155L156 5H154V6H156V7H158V8H156L157 10L159 9H161V10H163V9H165V7L167 6V4H169L170 5V3L168 2ZM173 1H176V0H172V2H171V6L170 7H172V6H174L175 5V3H173ZM185 1H187V3H188V5L190 4H192L190 1H193V4H194V0H185ZM185 1H183L184 2V4H186V2ZM190 3H189V2ZM242 1V0H241ZM245 1V0H244ZM254 1V0H253ZM258 1H261V0H255V3H257ZM0 2H1V0H0ZM37 2H38V0H37ZM36 2V3H37ZM39 2H40V0H39ZM46 2V1H45ZM75 2V1H74ZM89 2H90V4H89ZM88 2V5L86 6V7H90L91 6V3L93 2H91V1H89ZM97 2H99V1H97V0H95L94 2H93V4L95 3H97ZM102 2H106L105 4H107V6L106 7H110V5L112 6V5H114V4H116V3H110L109 2V0H102ZM110 3V5H109V3ZM119 2V3H120ZM124 2V1H123ZM179 2V4H183V2L181 1H178ZM228 2V1H227ZM236 2V1H235ZM245 2H247V0L245 1ZM248 2H250V1H248ZM247 2V3H248ZM262 2V1H261ZM61 3V2H60ZM127 4H132V5H136V3H135V1H129V0H127V2H126ZM126 3H124V4H126ZM141 3V2H140ZM143 3V2H142ZM232 3V0H229V4H231ZM240 3V2H239ZM247 3H244V5H242V6H246V4ZM1 4V5H2ZM39 4V3H38ZM65 4H69V2H64V5ZM76 4H74V5H76ZM123 3H120V5L122 6V5H124ZM174 4V5H173ZM233 4V3H232ZM252 4V3H251ZM259 4H261L260 2H259ZM12 5V4H11ZM33 5V7H34V4H32ZM43 5V4H42ZM70 5V4H69ZM73 5V4H72ZM80 6H81V4H79ZM98 5H102V4H99L98 3ZM117 5V4H116ZM142 5V4H141ZM169 5H168V7H169ZM177 5V4H176ZM188 6V8H187V6L186 5H184V6H186L185 8H187V10L188 11H190V9L189 8H191V6ZM233 5H235V4H233ZM232 5V6H233ZM238 5V4H237ZM241 5V4H240ZM247 5H250V4H247ZM256 4H254V6H255ZM63 6V5H62ZM66 6H68V5H66ZM66 6H65V9L67 10L68 8H66ZM77 7H76V10L77 9H79L80 7H78V5H76ZM118 6V5H117ZM125 6H127V5H125ZM236 6V5H235ZM253 6V4L251 5V10L250 11H252V10H254V9H252V8H254V7H252ZM258 7H259V5H257ZM4 7V9H5V6H3ZM11 8H12V6H10ZM31 7V6H30ZM29 7V9H31ZM40 7H41V5H40ZM48 7V6H47ZM71 7V6H70ZM73 7H75V6H73ZM105 7V8H106ZM116 7V6H115ZM114 7V9H116ZM138 7H140V6H138ZM138 7H136V8H138ZM182 9H184L183 8V6H180ZM256 7V6H255ZM8 8H9V6L7 7V9H2V6H1V10H3L2 12H1V14L3 13V12H5L6 10H7V13H10V12H13L12 10L10 11L9 10V12H8ZM15 8V7H14ZM36 8V7H35ZM34 8V10H36ZM44 8H45V6H44ZM59 8H61L60 6H59ZM83 8H84V5H83ZM97 7H92V10L93 9H96ZM103 7H101V9H102ZM105 8L103 9V11L104 12H108V13H102V11H101V13H102V15H106L107 14V17H111V16H116V17H119L120 15H121V17H120V19H123L122 17L124 16V14H122V12H120L119 10H121V9H118V11L116 10V13L113 15L112 13H114L115 11H113L112 9H110V10H112V12L111 13H109V11L108 10H105ZM113 8V7H112ZM131 8V7H130ZM167 8V7H166ZM176 8H177V10H180V9H178V7L176 6ZM236 8H238L237 6H236ZM235 8V9H236ZM242 8V7H241ZM248 8V7H247ZM10 9V8H9ZM28 9V8H27ZM26 9V10H27ZM43 9V8H42ZM61 9H63V8H61ZM64 9V10H65ZM82 9V8H81ZM81 9H80V11H81ZM86 9H91V8H86ZM132 9V8H131ZM141 9H143L142 7H141ZM149 9V8H148ZM181 9V10H182ZM192 9V8H191ZM240 9V6H239V8H238V10ZM243 10H244V8H242ZM249 9V8H248ZM256 9H258V8H256ZM255 9V10H256ZM17 10V8H15V10L14 11H16ZM33 10V9H32ZM31 10V11H32ZM40 10V9H39ZM44 10V9H43ZM74 10V9H73ZM72 10V11H73ZM128 10V11H127ZM126 11L128 12L127 14H130L129 13V11H131V10H129V9H127ZM161 10H160V12H161ZM167 10V9H166ZM166 10H164L165 12H166ZM176 9L174 8V11H175ZM175 11L176 12V14H178V13H180V11L178 12V11ZM234 10V9H233ZM238 10L237 11H235V13L234 14H236V12H238ZM125 11V12H126ZM144 11V10H143ZM164 11H163V13H164ZM167 11H169V10H167ZM172 11H173V7H172ZM183 11V10H182ZM188 11H184V12H186V13H183V12H181V15L179 14V17H181L182 16V13H183V15H184V17L186 16V14H188V16H189V14L190 15H192L193 13H190V12H188ZM194 11H196V13L194 12V14L192 15V17L194 18L195 16H197V10L195 9ZM245 11H248V10H245ZM261 11V10H260ZM260 11H258V13L256 14V13H254V14H256V15H254V14H251V12H250V14L253 16V18H251L252 16L248 13V12H246V13H244L243 11L241 12V11H239L238 13H239V15H240V13H242L241 15V17H238V16H236L237 17V19L238 18H240V20H242L241 18L243 17V19H244V17H245V14L247 15H249V17L247 16V17H245V19L247 18V20L249 19L250 21H249V23H251V25H249L250 26V29H251V26L254 24L255 25V23H256V21H260L261 23H264V16H262V12L260 13ZM33 12V11H32ZM75 12V11H74ZM100 12V11H99ZM159 12V13H160ZM170 12H171V9H170ZM191 12H193V9L191 10ZM256 12H257V10H256ZM6 13V12H5ZM69 13V12H68ZM84 13V12H83ZM82 13V14H83ZM98 13V12H97ZM101 13H99V14H101ZM118 13V16L116 15ZM119 13H120V15H119ZM124 13V12H123ZM131 13H133L134 14V17H135V15H136V13H134V11L133 12H131ZM158 13V14H159ZM162 13V12H161ZM243 13H244V16H243ZM78 14V13H77ZM87 14H89L90 15V13H87ZM109 14V15H108ZM110 14H112V15H110ZM166 14H167V12H166ZM173 14V13H172ZM175 14V13H174ZM196 14V15H195ZM66 15V14H65ZM64 15V16H65ZM76 15V14H75ZM80 15H81V12H80ZM96 15H98V14H95V18H96ZM101 15V18L103 19V17H104V19H105V16H102ZM138 15H140V14H138ZM137 15V16H138ZM144 15V14H143ZM143 15H140L139 16V18L141 19V17H144ZM71 16H72V14H71ZM128 16V15H127ZM146 16L147 15H145V18H146ZM157 16V14L155 15V17ZM167 16H169L168 18L169 19H166L165 18V20H166V22L169 20L170 21V16L171 17H173L172 15H167ZM166 16V17H167ZM188 16H186L185 18H184V21L187 19V17ZM251 16V17H250ZM62 17V16H61ZM75 16H73V18H74ZM106 17V18H107ZM130 17H131V14H130ZM178 16H177V18H179ZM192 17H189L188 18V20H190V18L192 19ZM67 18H70L71 19V17H70V15L69 16H67ZM77 18V21H78V17H76ZM92 18H94V16L92 17ZM94 18V19H95ZM153 18L154 17H152V21H150V19H149V17L147 18L148 20H147V23L149 24V22H150V24H151V22H153ZM177 18H172V20L173 21H175ZM1 19V18H0ZM59 19V21L61 20L60 18H58ZM65 18H63V20H64ZM88 19H90V18H88ZM102 19H99V20H102ZM108 20H105V21H107V22H109L110 23V20L112 19L113 21H112V24H113V22L114 21H116V19L113 17V18H107ZM119 19V18H118ZM119 19V20H120ZM130 19V18H129ZM129 19L127 20V22L129 21ZM143 19V18H142ZM157 19V18H156ZM254 19H255V22L253 23L252 21H254ZM66 20V19H65ZM74 20H76V19H72V21H74ZM80 20V19H79ZM96 20H97V18H96ZM126 20V19H125ZM133 20V21H132ZM132 20L130 21L131 23H134V21H135V18L133 19L132 18ZM145 20V19H144ZM170 21V22H172L173 23V21ZM182 20H183V18H182ZM239 20V21H240ZM2 21V20H1ZM4 21V26H5V24L7 23V22H5V20H3ZM81 21V20H80ZM79 21V22H80ZM92 19L90 20V23H92V22H97V21H92ZM105 21H104V23H105ZM118 21V20H117ZM116 21V22H117ZM122 21H124V20H122ZM143 21V20H142ZM157 22V20H155L154 19V22ZM183 21V22H184ZM62 22V21H61ZM63 22H65V21H63ZM68 22V24H69V20L67 21ZM100 22H102L103 23V20L102 21H99V23ZM120 23H121V20L119 21ZM119 22H117V23H119ZM128 23L129 25L131 24V23ZM140 22V21H139ZM160 22V21H159ZM158 22V23H159ZM169 22V23H170ZM179 21H178V19H177V23H178ZM188 22V21H187ZM192 22V21H191ZM191 22H189L190 24H191ZM241 22V21H240ZM243 22V21H242ZM248 22V21H247ZM246 22V23H247ZM55 23V22H54ZM76 23V22H75ZM86 23V22H85ZM98 23V24H99ZM103 23V24H104ZM118 24V25H124L123 23H126V22H122L121 24ZM138 23V22H137ZM168 23V22H167ZM179 23H181V21L179 22ZM184 23H186V22H184ZM193 23H194V21H193ZM249 23H247V24H249ZM259 23V22H258ZM261 23H259L258 24V26H255V28L254 29H251V31L253 32V30H254V34H255V30L256 31H259V28H260V24ZM8 24H9V22H8ZM73 24V23H72ZM72 24H71V21H70V25H71V27H72ZM79 24V23H78ZM87 24H89L88 23V21H87ZM97 24V25H98ZM103 24H101V27L100 28H102L104 25ZM111 24V23H110ZM109 24V25H110ZM114 24H115V22H114ZM134 24H136V22L134 23ZM133 24V25H134ZM143 25H141L142 26V28L143 29H145V28H147V30H148V28H150V29H152L151 27H146V22H144L143 21V23H142ZM154 24V23H153ZM153 24H151V26L152 27H154L153 26ZM157 24V23H156ZM163 24H165L164 22H163ZM171 24V23H170ZM188 23H186V24H181V26L182 25H187ZM246 24V25H247ZM0 25H2V23L0 24ZM7 25V24H6ZM15 25H17V24H15ZM14 25V27H15V29H17V27ZM58 25V24H57ZM93 25V27H94V25H95V23H93L92 24ZM107 25V24H106ZM109 25H108V27H109ZM117 25V26H118ZM138 25H140V24H138ZM159 25V24H158ZM193 24H191L190 25V27L188 28V31H189V29L191 28V26H192ZM257 25V24H256ZM63 26H66V25H64L63 24ZM69 26V25H68ZM68 26H66V27H68ZM74 26H75V24H74ZM88 26V25H87ZM98 26H100V25H98ZM124 26H126V24L124 25ZM134 26H136V25H134ZM141 26L140 27H137V28H140L141 29ZM148 26V25H147ZM150 26V25H149ZM157 26V25H156ZM171 26V25H170ZM174 26V25H173ZM180 26V24H179V27H181ZM187 26H189V25H187ZM0 27H2V26H0ZM8 27H10L9 25H8ZM14 27L12 28V29H14ZM60 27V26H59ZM78 27V25H76V28H74L73 30H71L70 31V26H69V30L68 31H70V32H72V38L74 39V40H76L77 42L73 45V48H72V51H73V53L76 55V57H77V59L78 60H82L83 62H85V63H89V64H92V65H94V66H99V65H102V66H104V67H106V68H108L110 71H112V72H114V73H117V72H128V73H130L131 75H133V76H135L136 78H137V81H138V84H139V90H138V92L134 95V97H133V100H134V103L133 104H135V106L134 107H137V108H140V109H138V110H141V107L148 101V99L150 98L151 99V97H149V94H150V91L152 90L151 89V85L152 84H149L148 83V81L149 80H146L145 81V76H146V71L148 70V71H150V72H152L149 68H153V67H149V65L148 66H146V61H147V56H146V54H142V52L143 51H141L143 48H144V46H145V43L144 42H146L147 41V39H146V37L144 36V33L142 32V36L143 37H141V31H140V37L141 38H139L138 37V39L136 38V36H137V34L139 33V29H137V30H135L136 28H134L133 26H131V27H133L134 29H133V33H137L136 34V36H135V39H137L136 40V42H135V44H137V42L140 40V41H144V40H142V38H144L145 37V39H146V41H144V42H138V43H140V44H142V46L140 45L139 46V44H138V47H136L135 48V45L134 44H132V41L130 40V42L129 43H131L132 45H134V47L133 48H135V49H139L138 51L137 50H134L133 48H132V50L131 51H136V52H138V58L135 60V61H130V60H128L129 58L131 59L132 57L130 56L131 54H130V50H128V52H129V58H127L126 56L125 57H123L124 59L125 58H127V59H121V57H117L116 55H117V51H118V49L119 48H122V43H123V40H124V37L126 36L125 35V33H126V31H125V33L124 32H120V33H124V35H119V37H117V35L119 34H116L115 36L117 37V38H114L113 36V34L114 33H112L111 34V32H113V29L114 28H116V26L114 25V28H113V26H111L110 28H108L109 30H105L104 28H106L105 26H104V28H103V32L102 33H100L99 35H101V38H99V39H102V41H103V43H96V42H91L90 40H88L87 39V37L85 38V39H79L78 38V36H77V32H78V30L77 29H79V27ZM91 27V25H89V28ZM161 27V26H160ZM169 27V26H168ZM168 27L166 28L165 26H164V28H165V30H168ZM176 27V26H175ZM178 27V26H177ZM183 27V26H182ZM4 28V27H3ZM10 28V29H11ZM52 27H50V29H51ZM61 29H62V27H60ZM59 28V29H60ZM80 28H82L83 30H84V28L82 27V26H80ZM88 28V27H87ZM92 28V27H91ZM99 28V27H98ZM129 28V27H128ZM170 28V27H169ZM253 28V27H252ZM1 29V28H0ZM33 29V28H32ZM53 29V28H52ZM95 29V28H94ZM107 29V28H106ZM161 29H162V27H161ZM186 29H187V27H186ZM28 30H30V29H28ZM27 30V31H28ZM34 30L35 29H33L32 31L34 32ZM92 30H93V28H92ZM130 30V31H129ZM129 30H127V31H129V32H131L132 31V29H129ZM146 30V29H145ZM152 30H154L155 31V29H152ZM151 30V31H152ZM163 30V29H162ZM179 30H181L180 28L179 29H177V30H175L176 32L177 31H179ZM10 30H8L7 29V32H9ZM14 31H16V32H13L12 34H11V32L10 33H8L9 35L11 34L12 36H13V34L14 33H19V32H17L18 31V29L17 30H14ZM36 31V30H35ZM53 31H54V29H53ZM55 31H57L58 32V30L55 28ZM67 31V30H66ZM95 32H96V30H94ZM98 31V30H97ZM136 31V32H135ZM138 31V32H137ZM143 31V30H142ZM150 31V30H149ZM156 31H157V29H156ZM172 31H173V33H174V30H170L169 29V35L172 33ZM185 31V29L183 30H181V32H184ZM261 31V30H260ZM3 32V31H2ZM64 32V31H63ZM83 32V31H82ZM90 32H91V30H90ZM89 32V34H91V36L92 35H95L96 33H94V32H92V33H90ZM101 32V31H100ZM110 32V33H109ZM158 32V31H157ZM157 32L155 33L156 34V39H157V37L158 36H161V34L164 32V31H162L161 32V34L159 35H157ZM168 32V31H167ZM186 32V34H187V30L185 31ZM21 33H23L24 34V32L23 31H21ZM20 33V34H21ZM31 33V32H30ZM37 33V32H36ZM84 34H85V32H83ZM98 33V32H97ZM172 33V35L174 36L173 38H174V41L175 40H177V37L178 36H180L179 34H178V32H177V34L176 33H174L173 34ZM257 33H259V32H257ZM256 33V34H257ZM4 35H5V33H3ZM7 34V35H8ZM34 34V33H33ZM33 34H32V36H33ZM68 34V33H67ZM70 34V33H69ZM127 34V33H126ZM130 34H132V32L130 33ZM135 34H132V35H130L131 37V39L133 38V40H134V36L133 35H135ZM148 34H152L153 36H155V34H153V33H148ZM164 34V33H163ZM183 34V33H182ZM260 34H261V32H260ZM264 33L262 32V35L261 36H264L263 35ZM7 35H5L8 39L7 40H4V42H6V41H8V40H10L9 39V35L7 36ZM10 35V36H11ZM34 35H36V34H34ZM58 35V34H57ZM60 35L62 36V34L60 33ZM64 35V34H63ZM66 35V34H65ZM129 35V34H128ZM149 36V35H147V38L149 37V39H150V43L152 44V37L153 36ZM164 35H166V37H167V33L166 34H164ZM164 35H162V36H164ZM177 35V36H176ZM183 35H185V33L183 34ZM4 36V37H5ZM11 36V37H12ZM15 36V35H14ZM18 36H20V35H18ZM17 36V37H18ZM26 36V35H25ZM31 36V35H30ZM88 36V35H87ZM96 36H97V34H96ZM95 36V37H96ZM123 37V38H121V37ZM258 36H259V34H258ZM1 37V36H0ZM10 37V38H11ZM22 37H23V35H22ZM27 37V36H26ZM65 37V36H64ZM81 37V36H80ZM100 37V36H99ZM129 37V36H128ZM128 37H127V39L125 38V40H128ZM170 37H172V36H170ZM181 37H182V35L180 36V39H181ZM15 39H16V37H14ZM19 38V37H18ZM28 38V37H27ZM26 38V39H27ZM33 38V37H32ZM67 38V37H66ZM114 38V39H113ZM159 39H160V37H158ZM176 38V39H175ZM259 38H262V37H259ZM3 39H5V38H3ZM20 39V38H19ZM17 40L15 43L17 44V42L19 41V44L21 43V39L20 40ZM34 39L36 40L37 38H36V36L34 37ZM121 39H122V41H121ZM154 39V41H153V43L155 42V38H153ZM163 39L166 41V43H168V41L165 39V37H163ZM170 39H172V38H168V40H169V42L171 41L172 43L174 42L173 40H170ZM180 39H178L177 41H179L180 42ZM185 39V38H184ZM14 40V39H13ZM23 40L25 41V39L23 38ZM34 40V41H35ZM94 40V39H93ZM182 40V39H181ZM257 40H259L258 39V37H257ZM257 40H255L256 42H257ZM261 40V39H260ZM38 41V40H37ZM97 41L99 42V40L97 39ZM184 41V40H183ZM254 41V40H253ZM2 42V39H0V43ZM3 42V43H4ZM10 41H8V43H7V47H9V50L11 51V49L10 48H13L14 46H11L12 44H15V43H12L11 45H10V43H9ZM23 42V41H22ZM36 42V41H35ZM35 42H34V44H35ZM128 42V41H127ZM156 42H157V40H156ZM162 42L163 43V40H159L158 41V44H159V47L161 46V44L160 43ZM259 42V41H258ZM37 43V45H38V42H36ZM134 43V42H133ZM147 43V45H148V43L149 42H146ZM165 43V42H164ZM171 43V44H172ZM175 43V42H174ZM181 43V42H180ZM183 43V42H182ZM123 44H125V42L123 43ZM126 44H128V43H126ZM125 44V48H128V47H126L127 45ZM131 44L129 45L130 47H131ZM154 44H157V43H154ZM171 44L169 43V45H170V47L172 48V50H173V48L174 47H172L171 46ZM176 44H179L178 42H176ZM175 44V45H176ZM255 44H257V43H255ZM259 44V43H258ZM1 45V44H0ZM4 45L6 46V43H4ZM32 45H33V43H32ZM45 45V44H44ZM44 45H42L43 47H44ZM173 45V44H172ZM16 46V45H15ZM34 46H36V44L35 45H33V46H30V48L28 47V49H30L31 51H33V50H35V49H31V47H34ZM148 46H150V49H146V46H145V51H148V55H149V52H151L153 49H151V46L153 47L154 45L152 44V45H148ZM174 46V45H173ZM180 46V45H179ZM186 46L187 45H185V47H184V44H183V48H186ZM2 47V46H1ZM0 47V48H1ZM7 47H4L5 49H3V51L1 50V52H4V50H5V53L7 54V52H9V50L6 52V48ZM18 47V46H17ZM16 47V49H17V51H16V49H15V51H14V53L16 52H18L17 54H14V55H16V56H21V54H19V53H21L22 52V49H23V46H19L20 47V51L18 50V48ZM38 47H41V45L39 44L38 45ZM43 47H41V48H43ZM48 47H49V45H48ZM48 47H46V48H44L47 52H48ZM143 47V48H142ZM158 47V46H157ZM169 47V46H168ZM175 47H177V45L175 46ZM188 47V46H187ZM15 48V47H14ZM24 48H26V47H24ZM40 48V49H41ZM141 48V49H140ZM171 48H163V50H162V48H160L162 51H165V53H167L168 51H166V50H168L169 49V51L171 52L172 50H171ZM179 48H181V47H179ZM179 48L178 49H176L175 51L176 52H178L179 51ZM257 48V47H256ZM258 48H259V46H258ZM8 49V48H7ZM26 50V52L25 51H23L24 52V54H23V52H22V55H23V57H24V59H25V53H27L28 54V58L29 57H31L32 55H33V52H32V54H31V56H30V50ZM51 49V48H50ZM122 49H124V48H122ZM121 49V50H122ZM157 49V48H156ZM166 49V50H165ZM175 49V48H174ZM42 50V49H41ZM51 50H53V49H51ZM50 50V51H51ZM124 50H126V49H124ZM126 50V51H127ZM144 50V49H143ZM160 50V51H161ZM178 50V51H177ZM259 50V49H258ZM29 53H28V52ZM139 51H141V52H139ZM144 51V53H147V52H145ZM154 52H155V50H153ZM151 52V55H149L150 57L148 58V60L150 61V60H153V59H155L154 61H156V59H158L159 57H160V55H159V53H158V58L155 56L156 55V53L157 52H160V51H157L156 53H155V55L154 56H152V53H154V52ZM174 51V52H175ZM180 51H182L181 49H180ZM179 51V52H180ZM183 51H185L184 49H183ZM183 51H182V53H183ZM203 51V50H202ZM0 52V53H1ZM52 52V51H51ZM170 52H168L167 54H165L164 53V59H166V56H167V59L166 60H168V57H170L171 55H172V53H171V55H170ZM173 52V51H172ZM178 52V53H179ZM209 52V51H208ZM207 51L206 52H204L205 53V56H207V54H208V56H210L209 55V53H208ZM5 53H1V54H5ZM10 53V52H9ZM34 53H36L37 55H39L40 53H41V51H39V49H37V52H34ZM181 53V52H180ZM207 53V54H206ZM0 54V55H1ZM5 54V55H6ZM12 53H10V55H11ZM126 54V53H125ZM124 54V55H125ZM142 54V55H141ZM163 54V53H162ZM174 54H176V53H174ZM173 54V56H172V58H174V56L176 57V58H178V54H176V55H174ZM184 54V53H183ZM182 54V55H183ZM188 53H185L184 55H187ZM191 54H193V53H190V56H191ZM195 54V53H194ZM193 54V55H194ZM197 54V53H196ZM195 54V55H196ZM199 54V53H198ZM200 54H202V53H200ZM199 54V55H200ZM3 55L0 57V59H6V57H5V55H4V57H3ZM8 55V54H7ZM37 55H33L32 57H34V56H37ZM121 55H123V53H121ZM133 55V57H134V55L135 56H137L136 55V53H134V54H132ZM166 55V56H165ZM182 55H180L179 54V57L180 56H182ZM182 56V57H186V58H184L185 59V61L183 62V60L182 61H180V59H179V61H180V63L182 64V62H183V64L186 66V65H188V66H191L192 64H193V61L195 60V56L194 57H192L193 58V60L191 61V59L189 58V55H187V56ZM141 56H142V58H141ZM163 56L161 55V57L163 58ZM204 56V55H203ZM203 56H202V60L204 61V59H203ZM12 57V56H11ZM27 57V56H26ZM31 57V58H32ZM47 57V56H46ZM50 58H52L51 56H49ZM48 57V58H49ZM151 57H154L153 59L151 58ZM161 57H160V59L157 61L158 62V64H161V62H160V60H161ZM197 58H198V55L196 56ZM16 58H19V57H16ZM15 58V60H14V58L13 59H11L12 60V64L14 63L13 61H18V59H16ZM35 58H37V57H35ZM46 59V61L48 62V60L49 59ZM151 58V59H150ZM176 58H174V59H176ZM190 59V63L192 62V64H189V62H187V60L188 59ZM201 58V57H200ZM200 58H198V59H200ZM209 58V57H208ZM10 59V58H9ZM9 59H6L9 63H10V61H9ZM21 59H23L22 58V56L20 57V61H19V63L17 62V64L15 65H12L11 64V66H9V70L7 71V72H10V70L12 69L13 71H15V69H16V67H17V65L18 66H20L19 64H20V62H22L23 64H25V62H26V64H27V62H28V69H27V67H25L26 65H22L23 67H25L26 69L25 70H27L26 72V74L23 76L24 77V79H23V82L24 83H20V84H29L30 82V80H33L34 81V79H36L34 82V84L35 85H32V88H33V86H37L39 83H42V82H44L43 80H46L45 82L46 83H51V80H53V78L54 77H57L59 74L61 75V73H58V74H56V72L58 71V69L57 68H59V70L60 69H65L64 67H63V65L62 66H60V67H58V66H56V64H58L57 63V61H55V63L56 64H54V61L52 60H50V62H48V65H46V69L45 70H47V71H39L38 69V67H40L37 63L35 64L37 67H35V69L36 70H34V67H33V64H34V61H35V59L33 60V58L32 59H28V60H26L25 59V62H23V60L21 61ZM53 59V58H52ZM55 59V58H54ZM135 59V58H134ZM174 59H172V62L173 61H176V60H178V59H176V60H174ZM183 59V58H182ZM211 59V58H210ZM30 60V61H29ZM31 60H33V61H31ZM44 60V59H43ZM42 60V61H43ZM56 60H58L57 58H56ZM115 60H117L116 62H114ZM146 60V61H145ZM166 60H164V61H166ZM1 61V60H0ZM3 61V60H2ZM59 61V60H58ZM154 61H152V64L153 63H155ZM164 61H162L163 62V67H165V64H167L168 63V61H166L165 63H164ZM189 61V60H188ZM203 61H202V63H203ZM205 61H207V62H213L214 61V57H213V59L212 60H210V61H208L207 59L205 60ZM6 62V61H5ZM36 62V61H35ZM52 62H53V64H54V66H56L55 67V69L53 70L52 68ZM143 62V63H142ZM169 62H171V60L169 61ZM172 62H171V64H172ZM195 63L194 64H196V65H198V62H197V60H195L194 61ZM206 62V63H207ZM1 63H3V65L5 64L4 62H1ZM0 63V64H1ZM43 63H44V61H43ZM49 63H50V66L52 67L51 69L52 70H48L49 69ZM63 63V62H62ZM114 63V64H113ZM145 63V64H144ZM150 63V65H151V62H148V64ZM186 63H188V64H186ZM6 64H7V62H6ZM41 64H42V62H41ZM60 64V63H59ZM157 64V65H158ZM182 64V65H183ZM9 65V64H8ZM143 65V66H142ZM217 65L218 64H216L215 65V68H219V67H217ZM21 66V67H22ZM152 66H154V64L152 65ZM171 66V65H170ZM188 66H186V68H184V67H180V71H181V69H183L184 68V70L185 69H187V67ZM219 66V65H218ZM238 66V65H237ZM237 66H235V68H237ZM1 67H2V65H1ZM10 67H11V69H10ZM48 67V68H47ZM66 67V66H65ZM141 67H143V68H141ZM148 67V68H147ZM154 67H156V66H154ZM163 67H159V73H161L159 76H158V78H160V76L162 77V78H160V79H165V83L167 82V81H169V80H171V78L172 77H175V78H173L172 80H174L175 79V83L176 84H178L177 82H176V72H175V70L177 69V68H175V69H173V67H171L172 68V70L169 68V66H167L169 69V71H167V75H170V76H168V78H169V80H168V78H167V76L166 75H164L165 74V72H164V74H163V70H166L165 68H163ZM192 67V66H191ZM213 67V69H214V66H212ZM19 68V70H18V73H19V71L20 70H22V69H20V67H18ZM41 69H44V67H40ZM158 68V67H157ZM160 68H162L161 70H160ZM188 68H190V67H188ZM192 68H194V67H192ZM211 68V67H210ZM240 68V69H239ZM238 69L240 70V72H238L239 74H236L235 72H231V74H230V72H228V70L226 71V68H220V70L219 69H216L215 71H220V73H224L225 74V72H228L227 74L230 76V75H232V73H233V76H234V74H235V76L236 75H238L240 78H242V79H244V82H245V80H248L247 78H245V76H249V75H246V73L245 72H243V73H245L244 75L242 74V76H241V70L243 69L242 68V66L240 65V67H239ZM242 68V69H241ZM24 69V68H23ZM62 69V70H63ZM140 69H142V71H144V72H140ZM209 68H207V69H205V70H208ZM56 70V71H55ZM156 70V68L154 69V71ZM190 70L191 71H193V69H189V70H187L188 72H186V73H188V74H190L189 72H190ZM195 70V69H194ZM198 70V69H197ZM210 70V69H209ZM24 70H22V71H20V72H23ZM174 73H173V72ZM177 71V70H176ZM179 71V72H180ZM186 71V70H185ZM212 71V70H211ZM12 72V71H11ZM25 72V71H24ZM59 72H61V71H59ZM63 72V71H62ZM149 72V73H150ZM156 72V71H155ZM158 72H156V73H158ZM169 72H171V73H169ZM182 72V73H181ZM180 73H179V75H182L183 74V71H181ZM197 73L199 72V70L198 71H196ZM148 73V74H149ZM154 73V72H153ZM206 74V72H203V74ZM213 73H214V71H213ZM1 74V73H0ZM12 74H14L13 72H12ZM64 74V75H63ZM63 74H62V76L64 77H62L61 76V78L58 76V79L60 80V79H62V81H60L61 83H59L58 81H55V83H57V85H55L56 87H57V89H58V91H60V93H62V94H65V95H62L63 97L64 96H66L67 95V97H62L61 99L63 100V102H65L64 104H66L67 102H66V100L68 101V102H70V104L68 105V104H66L68 107H66V105L64 106V104H62V102H61V105L57 102V104L55 103V104H53L54 102H52V104H50V103H48V102H50V101H48L50 98L52 99V97L53 96H49L50 98L48 99V100H44V103L46 102V104H45V107H43L44 109L42 110V112H40L38 115H33V114H31L30 112L28 113L27 112V114H26V116H23L24 118H23V128H21V129H19V131H18V128H17V126H16V128H15V130L16 131H13V126L10 124V123H6V124H4V122H3V124H1L0 125V139L1 138H3V135H2V133L3 132H5V137H6V139H7V142L9 143V145H10V149H9V152H10V154L12 155V156H15V155H13V154H15V153H17L18 155H20L21 157H24V160H26L27 159V162L26 163H28L29 161L31 162V160H33L32 162H34L35 163V166H33V167H35V172L38 174V172H40V174L42 175V177H41V175L39 176V178L41 177L42 179H40V185L39 186H37L38 188H40V189H44V190H48V189H51L52 187H54V183H56V182H59V179L60 178H65V179H63V180H65V182L63 181V183L65 184V186H66V184L67 185H70L71 184V182H74V181H72V177L74 178V177H76V179L75 180H77V184L79 185V184H81L80 186L82 187H80V190L82 189L83 190V187L84 186H86V185H84L83 184V182L82 183H80L81 181H84L83 179L82 180H78V178L79 177H77L78 176V174H80V169H82L81 170V173L84 175L85 173H83V169H85L84 171L87 173L86 175H88V172H93L95 169H101V170H104V168L108 165V164H110L111 163V165H113V164H117L118 165V163H126V169H127V171H126V169H125V171L126 172H128L127 174H128V178H129V175L130 174H132L133 172L134 173H136L138 170H139V166H140V163H142V161H144V160H146V162L148 163H146L148 166H149V164H151L150 163V161L149 160H147V159H144V158H152L153 159V161H151L152 162V164H151V167H149L150 169H152L151 170V174H153V175H155L156 173H157V171L159 170V168H160V171L158 172V173H162L163 174V176H165L166 177V175H167V177H168V175H170L171 177H169V182L171 183V182H176V184L177 185H175V186H177V187H175V188H179V187H181V182L184 180V178H186L187 177V175H191V174H193L195 171H202V170H204L205 172H207V173H211V172H209V170L207 169V167L205 166V168L203 169V168H198L197 170H196V167L197 166H194V162H191L192 161V158L190 157L191 156V154L192 153H194V152H192L191 151V145L193 146V143L192 142H194L195 143V141H196V144L197 145H195L194 144V146L195 147H197V146H199L198 145V143L197 142H199V143H205V144H203V145H205L206 146V142L207 143H209V142H211V141H216V142H212L214 145L213 146H210V145H212V143L211 144H208V146H210L211 147V149H209L210 150V152L211 153H213L212 155H211V158L214 156V157H218L219 155H221L220 154V152H223V155L222 156H226L227 158H229V159H227V165H230V166H232V165H234V163L235 162H238V163H242V168L240 169L241 171H243V172H245V173H247V177H245V178H243V180L241 181V182H239L237 185H236V187H234L231 191H229V190H225V189H222L221 190V192H222V197H223V202H224V204H227V205H235V206H242V207H244V206H246V211H252L251 210V207H250V205L252 204V205H258V203L257 202H255V190H256V186L257 185H262V186H264V183H262V181H259V180H257V177H254V178H252V176H253V173H251L250 174V170H252V169H250L251 167H252V165H254V163L255 162H257L258 161V163H256V164H258V169H257V172L260 174V175H264V149L263 150H261L262 152H260V153H253L254 152V150L253 149H256V148H254L253 146V149L251 148V141H253V140H250V135H249V130H248V128H246L245 130L243 129V131L241 132L240 131V129L241 128H239L240 127V122H233V119H234V121H236L237 120V118H236V115L237 116H239L241 113L237 110V109H235V110H231V108H229V110H231L230 111V113H229V111H227V110H225L223 107V105L221 106V109H224L222 112L224 113V112H227L226 114H232L233 116H231L230 115V119L232 120L231 122L228 120V115H224L223 113H221V115L223 116L222 118H224V117H227V119L225 120V118L223 119V122H222V118L221 117H219V116H217L216 115V113L217 112H219L218 111V108L217 107H219L221 104H219V106L217 105V107H215V104L213 103V101L214 100H212V99H215L213 96V98H210L211 97V93L210 92H206V93H204L206 90L204 89V91H201V90H203V86H204V84H203V86L201 87L202 89H199V86L197 85V84H199L200 82H197V80H198V78L196 79V81H193V80H195V78H196V76H192V78L194 77V79L192 80L194 83L195 82H197V83H195V85H196V87L198 88V89H195V91L196 92H194L193 91V88L192 87H195V85L194 84H192L191 82H188L189 81V79H186V80H188V81H186L188 84V86H187V90H190V91H193V93H191L190 92V94L191 95H195V96H197V98L195 97V99H193V97H191L190 96V98L192 99V101H190L189 100V98L186 100V95L183 93V90H185V89H183V88H181L180 87V84L182 85V83H180V84H178L179 85V88L181 89V91H180V94L179 95H177V97L175 96V95H173V92H171L172 91V88H174V89H176L177 87H178V85H177V87H176V84L175 83H173V81H172V83L173 84H175V87H173L172 86V88H171V91H169L170 90V88L168 87L167 89L165 88V87H162V89L160 88V84L162 83V84H164L163 82H158V84H159V88L157 89L158 90V99H157V95H155V97L156 98H154L155 100H158L156 103H157V106H155V107H157L158 108V110H160L161 111V109L162 108H164V107H162L161 105H162V101L164 102L165 101V103L169 106L170 105V107L169 108H171L172 106H171V104H168L167 103V101L168 100H170L171 98H173L172 96H174V98L176 97V100L173 98V101H176V102H174V104H173V108L174 107H177L176 105H177V103L182 99V101H183V98H180V97H185L184 99V101H183V103H182V106L185 104V103H188V102H190V103H188L189 105H192L193 106V104H194V107H193V109H192V106H189L193 111H192V113L194 112V110L196 111V114H198L197 112L200 110H198V106L197 105H199V104H196V103H198V100H196V99H198V97H200L201 99H203V101L204 102H202L201 103V106H202V104L203 103H205L204 105L206 106H202V108L201 109H204V111L203 112H201L200 114H202V113H204L205 111H207L208 109H214V111L212 110H210V112L209 113H211V115L213 114L214 115V118L217 116V117H219L220 119H216L217 121H216V124H213V125H215V127L213 126V125H211L212 123H211V121L214 119H212V117H210L209 115L208 116H206V118H204V120H202L203 118V116L201 115V119H200V114H198V115H196L195 114V116H199V119L198 120H200L199 121V124L200 125H198L197 124V126H199L198 128H199V130H198V128H195V130L197 129V132H195V134H194V130H193V132H187V131H190L189 129H193L194 128V126H196V123L194 122V124H193V122L192 123H190V121H189V123L191 124H189L190 126H188V123H186L185 125L187 126V127H190V128H188V129H186L185 130V128H187V127H184L183 128V123H182V119H184L183 118V116H184V114L182 113L183 111L184 112H186V113H189V115L191 114L189 111H186V106H188V104L186 105H184L185 106V110H183L182 111V109H184V107H182L181 109H177L176 110V108H174V110L172 109L170 112H169V114L170 113H172V115H167L166 113L168 112L167 111V109L164 111L163 109H162V111H164L165 112V114L162 112V113H160V111H159V113H160V117L162 118V123H163V125H164V129H163V136H161V137H159L158 135H160V134H157V132H156V130H158V129H154L155 128V123H153V122H151L150 120L152 119V117H150L151 119L149 120L151 123H149L148 125H147V131H148V133H149V136H145V137H140V138H134V139H132L131 141H130V143H129V147H128V149H127V147H125L124 149H127V150H123L124 151V153H121V154H118V155H116V156H111V158H107V159H105L104 157H99L101 154H97V152L95 151V153H94V151H93V154L91 153V152H87V154H85L84 152H83V150H80L81 148H78V149H76L77 150V152L75 151H72L73 149H75V147L77 146H72V149H71V146H70V144L68 145L66 142H64L65 141V139L66 138H68V135L69 134H62V132L63 131H65L64 129L65 128H67L68 129V131H70V129L69 128H71V124H69V122H68V120H65V114H66V111L67 110H69L68 108L70 107V106H72V107H70V108H73L74 109V105L78 102L76 99H77V96L79 97V95L82 97V99L84 100H82V101H80L79 99V101L80 102H82V103H80V102H78V103H80V106H79V104H76V108H75V110H77L78 111V108H80V109H82L81 110V112H83V113H85L86 115H85V117L88 119V120H86V122H89V124H90V121L92 120V125H91V127L90 128H98V126L97 125H94L93 123L95 122H99V121H101V120H103V119H101V116L103 117V114L101 115V113L99 114V112H96L95 111V109H96V107L94 108V109H90V108H92V107H94L96 104L97 105H99L98 104V102L95 104V102L94 101H96V99H95V95H93V94H91L89 91L87 92V90L86 89H80V90H77V87H76V83H78V82H74V83H69V81H68V76L65 74V72H63ZM155 74V73H154ZM192 74H195V73H193L192 72ZM191 74V75H192ZM200 74V73H199ZM224 74H221V75H223L224 77H225V75ZM248 74V73H247ZM2 75V74H1ZM68 75H70V73L68 74ZM150 75H152V73H150ZM165 76L166 78H167V80H166V78H163V76ZM175 75V76H174ZM208 75V74H207ZM215 75H216V73H215ZM3 76V75H2ZM7 76H10L9 77V79L12 77H14L13 75L11 76V74L9 75H7ZM15 76H17L18 77V75H15ZM154 77H156V74L155 75H153ZM153 76H151V77H153ZM172 76V77H171ZM183 77H181V76H179L180 78H179V81L181 80V78L183 79H185V78H190V75L189 76H187V77H184L185 75H182ZM209 76H212V75H210L209 74ZM213 76H214V74H213ZM217 76V75H216ZM218 76H220V75H218ZM227 76V75H226ZM238 76H237V78L236 79H234V78H232V76H231V78L232 79H234V80H237L238 79ZM4 77V76H3ZM17 77H14V79L16 80V81H18V79L19 78H22V77H19V78H17ZM150 76H148V78H149ZM150 77V78H151ZM33 78V79H32ZM146 78H147V76H146ZM149 78V79H150ZM192 78H190V80L192 79ZM205 78H207L206 77V75H205ZM215 78V77H214ZM213 78V79H214ZM217 78V77H216ZM228 80L230 79L228 76L226 77ZM239 78V81L241 80V81H243L242 79H240ZM250 78H254V76L252 77V76H250ZM1 79V78H0ZM51 79V80H50ZM65 79V80H64ZM153 78H151V80H152ZM183 79V85H185L184 84V82H185V80ZM201 79H203V78H201ZM212 79V80H213ZM219 79H220V77H219ZM232 79H230V80H232ZM252 79H249L251 82H252ZM257 79H259V78H257ZM15 80H14V83H15ZM56 80V79H55ZM63 80H64V82H63ZM150 80V81H151ZM209 81L211 80V78L210 79H208ZM218 80V79H217ZM221 80V79H220ZM256 80V79H255ZM253 81L252 83L253 84H250L249 86H250V90H249V88H248V90L246 89L247 87H245V86H248L247 85V82H249V81H247V82H245V85L243 84V85H241V81L238 83V85L240 84V86L242 87H245V88H241V90L240 91H243V90H247V92L246 93H244L245 95H243V96H245V100H244V102H247V106H246V108H244V111H243V113H242V120L241 119H239L238 118V120L240 121H242V124L241 125H243L242 126V128H244V127H249V126H252V128L255 130L254 131V133H261V132H263L262 131V128H264V121L262 120V116H263V114H264V102L262 103V102H257L256 103V105H255V109H253L254 107H252V106H249V105H252L253 103H255V101H257V100H255L253 103H252V101H251V103L252 104H249L250 103V101H248L247 99H249L250 97H249V95L250 94H253L254 93V97H255V95L257 96V97H259V98H261L260 100H262V99H264V97L262 96V95H264V88L262 87V86H260V85H262V84H260V83H258L259 85L258 86H260V87H262V89L259 91L258 89H260L258 86L257 87H255V83H257L256 81ZM13 81V80H12ZM21 81V80H20ZM50 81V82H49ZM66 81V82H65ZM153 82V84L154 85H157L158 86V84L156 83V81H155V79H153L152 80ZM155 81V82H154ZM158 81H163V80H159L158 79ZM198 81H200V80H198ZM238 81V80H237ZM19 82V81H18ZM44 82V83H45ZM52 82H54V80L52 81ZM63 82V83H62ZM202 82V81H201ZM211 82V81H210ZM228 81H226V83H227ZM230 82H232V81H230ZM1 83H4V81L2 80L1 81ZM5 83H7V82H5ZM43 83V84H44ZM67 85H66V84ZM156 83V84H155ZM169 84H168V86H171L170 85V82H168ZM189 83H191L192 85H190ZM219 83H221L220 81H219ZM229 83V82H228ZM234 83H236V82H234ZM15 84H17V83H15ZM19 84V83H18ZM26 84V85H27ZM43 84H39L38 86H40L39 88H41V85H43ZM62 85L61 87V89H59L58 87L60 86V85ZM63 84H65V87H63ZM162 84H161V86H162ZM172 84V85H173ZM207 84H209L210 85V83H207ZM212 84V83H211ZM215 84V83H214ZM214 84H212V85H214ZM218 84V83H217ZM231 84H233V83H231ZM13 85V84H12ZM25 85V86H26ZM45 85V84H44ZM200 85V84H199ZM212 85H210L209 87H213ZM221 85H225V84H223V83H221ZM220 85V86H221ZM228 85V84H227ZM21 86H23V85H21ZM24 86V87H25ZM47 86H50V85H47ZM46 85H45V88H43L44 86H42V88L41 89H39V91L38 90H36V91H38V93H36V92H31L30 94H34V93H36V94H39V97H41V94H43L42 92L44 91V90H42V89H45V91H46V89H48V91H47V94H45L44 93V95L43 96H46V95H55L54 97H53V101H55V98H56V95H58L56 92H58V91H55V94H53V90H55L56 89V87L54 86V88L55 89H53L52 90V88H53V86H52V84H51V86H52V88H51V86L50 87H48V88H46L47 87ZM163 86H165V84L163 85ZM186 86V85H185ZM201 86V85H200ZM215 86H216V84H215ZM214 86V87H215ZM218 86H219V84H218ZM229 86V85H228ZM236 87H237V85H235ZM248 86V87H249ZM251 86H253L254 88H256L255 90H256V94H255V92H253L252 93V91H255L254 90V88L253 89H251ZM19 87H20V85H19ZM18 87V88H19ZM27 87V90H28V88L29 87H31V85L29 86H26ZM167 87V86H166ZM195 87V88H196ZM223 87V86H222ZM221 87V88H222ZM232 87L233 86H231L230 88L232 89ZM14 88V87H13ZM17 88V89H18ZM21 88V87H20ZM49 88H51L50 90H49ZM152 88H153V86H152ZM218 88V87H217ZM234 88V87H233ZM11 89H12V87H11ZM24 89V88H23ZM31 88H29V90H30ZM37 89H38V87H37ZM169 89V90H168ZM212 89V88H211ZM220 89V88H219ZM225 89V88H224ZM235 89V88H234ZM240 89V88H239ZM243 89V90H242ZM32 90V89H31ZM35 90H33V91H35ZM41 90H42V92H41ZM198 90V91H197ZM213 90H214V88H213ZM221 90V89H220ZM228 90V89H227ZM259 92H258V91ZM24 91V90H23ZM49 91H50V93H49ZM154 91H156V90H154ZM153 91V92H154ZM168 91V92H167ZM200 91H201V93H200ZM218 91V90H217ZM216 91V92H217ZM221 91H223V90H221ZM231 91V90H230ZM229 91V93H232V92H230ZM239 91V90H238ZM22 92V91H21ZM74 92H76V94L74 93ZM152 92V91H151ZM172 93V94H170V93ZM175 92V91H174ZM185 92V91H184ZM199 92V93H198ZM202 92H203V94H202ZM227 92V91H226ZM236 92H237V89H236ZM258 92V93H257ZM23 93V92H22ZM59 93V94H60ZM87 93L89 94H91V95H87ZM117 93H119V92H117ZM175 93H177V91L175 92ZM225 93V92H224ZM228 93V94H229ZM73 95L74 97V99H75V101L73 100V98H72V96H70V95ZM83 94H86V96L85 95H83ZM152 94H156L155 92L154 93H151L150 95L152 96ZM178 94V93H177ZM184 94V96H182ZM198 94V95H197ZM241 93H239V95H240ZM257 94H260V96H258ZM121 95V94H120ZM171 95V96H170ZM42 96V97H43ZM70 96V97H69ZM84 96H85V99H84ZM162 96H163V99H167V101L166 100H162L161 101V99H162ZM230 96V95H229ZM232 96V95H231ZM239 97L238 96V93H237V95H235V97ZM252 96V95H251ZM61 97V96H60ZM70 99H69V98ZM81 97H80V99H81ZM124 97V96H123ZM165 97V98H164ZM168 97H171V98H168ZM187 97H189V95L187 96ZM222 97V96H221ZM228 97V96H227ZM236 97V98H237ZM65 98H66V100H65ZM179 100H178V99ZM231 98V97H230ZM242 97H241V95H240V97H239V99H241ZM244 98V97H243ZM247 98V99H246ZM256 98V97H255ZM42 99V98H41ZM43 99H45V97L43 98ZM42 99V100H43ZM57 99V98H56ZM73 100L72 102H73V105H71V101H69V100ZM200 99V100H201ZM217 99V98H216ZM215 99V100H216ZM233 99V98H232ZM40 100V99H39ZM57 100H59V97H58V99ZM65 100V101H64ZM94 100V101H93ZM152 100V99H151ZM207 100H211V102H212V104L210 103V102H208L207 103ZM217 100H219V99H217ZM216 100V101H217ZM235 100V99H234ZM171 102H172V100H170ZM181 101V102H182ZM195 101V103H193ZM197 101V102H196ZM202 101V100H201ZM200 101V102H201ZM42 102V101H41ZM94 102V104H92V103ZM101 102V101H100ZM215 102V101H214ZM219 102L221 103V100H219ZM224 102V101H223ZM222 102V103H223ZM234 102V101H233ZM236 102V101H235ZM242 102V101H241ZM43 103V104H44ZM75 103V104H74ZM149 101H148V105H149ZM153 103V102H152ZM155 103V104H156ZM164 103V104H165ZM192 103V104H191ZM209 103L213 106L214 105V107H211V106H209ZM216 103V102H215ZM230 103H232L231 101H230ZM229 103V104H230ZM240 103V102H239ZM243 103V102H242ZM260 103H261V105H260ZM59 104V105H58ZM155 104H152V105H155ZM180 104V103H179ZM196 104V105H195ZM236 104H238V102H236ZM62 105H63V107H62ZM89 105H94V106H90L89 107ZM101 105H103L102 103H101ZM79 106V107H78ZM159 106V107H158ZM166 106V105H165ZM168 106H166L167 108H168ZM179 107H181L180 105H178ZM197 106V107H196ZM200 105H199V107H201ZM229 106V105H228ZM239 106V105H238ZM243 106H244V104H243ZM144 107H146L145 105H144ZM154 107V108H155ZM161 107V109H159ZM189 107H187V110H189L188 108ZM210 107V108H209ZM236 107V106H235ZM137 108H135V109H137ZM153 108V109H154ZM157 108H155L156 110H157ZM206 108H208V109H206ZM227 108V107H226ZM232 108H234V107H232ZM79 109V110H80ZM89 109H90V111H91V113L93 112L94 114H92V115H89V113H90V111H89ZM144 109H146V108H144ZM148 109V108H147ZM147 109H146V111H147ZM149 109H152V108H150L149 107ZM148 109V110H149ZM165 109V108H164ZM190 109V110H191ZM220 109V108H219ZM241 109V108H240ZM246 109V110H245ZM84 110V111H83ZM100 109H98L97 111H99ZM101 110H106V108L104 107V106H102L101 107ZM137 110V111H138ZM176 110V111H175ZM30 111V110H29ZM40 111H41V109H40ZM76 111V112H77ZM87 111H88V113H87ZM118 111H121V110H118ZM152 111V110H151ZM154 111V110H153ZM174 111H175V114H174ZM180 111H182L181 113V115H183L182 117L180 116ZM250 111H252L253 113L252 114H254L255 116H256V120H254L253 122H251L249 119V121L246 119V116L249 114V113H251ZM69 112V111H68ZM78 112H80V111H78ZM106 112H108L109 113V111H107L106 110ZM141 112H143V111H140V113ZM154 112H156V111H154ZM154 112H152V113H154ZM158 112V111H157ZM214 112V113H213ZM90 113V114H91ZM145 112H143L142 114H144ZM150 113V112H149ZM158 113V114H159ZM195 113V112H194ZM194 113H193V116H194ZM240 113V114H239ZM35 114V113H34ZM37 114V113H36ZM95 114H97V115H95ZM98 114L100 115V116H98ZM151 114V113H150ZM149 114V115H150ZM158 114H156V113H154V114H152V116L154 115V119L156 118V116L155 115H158ZM161 114H163V115H161ZM220 114V113H219ZM239 114V115H238ZM84 115V114H83ZM95 115V116H94ZM109 115V114H108ZM114 115V114H113ZM216 115V116H215ZM254 115H252V116H254ZM117 116V115H116ZM120 116V115H119ZM123 116V115H122ZM158 116V117H159ZM234 116H235V118H234ZM252 116H250L251 117V119H252ZM94 117H98V121H97V118H96V120H94L95 118ZM99 117H100V119L101 120H99ZM105 117H108V116H106L105 115ZM110 117V116H109ZM108 117V118H109ZM143 117V116H142ZM145 117V116H144ZM148 117V116H147ZM157 117V118H158ZM182 119H181V118ZM185 117V116H184ZM188 117L189 118H191V116H188V115H186V119H188ZM211 119H210V118ZM233 117V118H232ZM111 118H113V117H111ZM116 118V117H115ZM195 118H198V117H195ZM90 119V120H89ZM185 119V120H186ZM206 119H208V122L206 121ZM38 120V121H37ZM94 120V121H93ZM105 120H110V119H107V118H105ZM182 120V121H181ZM191 120V119H190ZM209 120H211V121H209ZM221 120V121H220ZM104 121V120H103ZM115 121H119L117 118H116V120ZM121 121V120H120ZM188 121V120H187ZM187 121H185V122H187ZM204 121V122H203ZM219 121H220V123H222V126H223V128H222V126L220 127V124H219ZM225 121H227V122H225ZM229 121V122H228ZM114 124H116L114 121H112ZM155 122V121H154ZM184 122V123H185ZM197 122V121H196ZM200 122H202V123H200ZM233 122V123H232ZM249 122H251V123H249ZM2 123V122H1ZM147 123V122H146ZM211 123V124H210ZM52 124H55L56 125V127L60 130V129H62L63 131H61V132H59V130H57V128L56 129H54V130H57V131H52V130H49V129H47L49 126H51ZM87 124V123H86ZM89 124H88V126H89ZM161 124V123H160ZM176 124H181L180 126H182V128H183V130H185L186 131V133H182L181 131H180V129L178 128V131H179V133L177 132V135H179V134H182V136L183 137H181V135H179L180 137H181V140H179V142H177V144H176V142H172L173 143V145H167L166 147H165V144H167V143H165V138L168 136V135H170L171 133L173 134V133H175L176 131H177V127H176V131H175V126H177ZM217 124H218V126H217ZM235 124H239L238 126L237 125H235ZM93 125L94 126H96V127H93ZM202 125V126H201ZM88 126H86L87 127V129L89 130L90 128L88 127ZM115 126V125H114ZM117 126H118V123H117ZM117 126H116V128H113L112 130H114V129H117ZM158 126H160V125H158ZM196 126V127H197ZM214 128H213V127ZM163 127V126H162ZM237 127V128H236ZM159 128V127H158ZM181 128V129H182ZM214 129L213 130V132H212V134L210 135V132H211V129ZM218 128H222L221 130V132H220V130L218 129ZM239 128V129H238ZM66 129V130H67ZM119 129H120V127H119ZM134 129V128H133ZM217 129V130H216ZM93 131H94V133H95V129H92ZM97 130V129H96ZM182 130V131H183ZM248 130V131H247ZM174 131V132H173ZM192 131V130H191ZM217 131H219V132H217ZM252 131V130H251ZM70 132H73V130L72 131H70ZM89 133H90V130L88 131ZM115 132H116V130H115ZM120 132V131H119ZM181 132V133H180ZM184 132V131H183ZM74 133V132H73ZM92 133V132H91ZM117 133V132H116ZM116 133H115V135H116ZM133 133V132H132ZM189 133H192L194 136H190L191 134H189ZM197 133V134H196ZM93 134V133H92ZM118 134V133H117ZM185 134H186V136H188L189 135V137H186L185 136ZM213 134H214V137H213ZM250 134H252V135H254L253 134V131H252V133H250ZM264 134V133H263ZM74 135V137H72V135L70 136L69 135V137H71L70 139H69V141L70 142H73L74 144L77 142H79V139H77V137H76V139L78 140V141H75L73 138H75V135H77V133L76 134H73ZM114 135V136H115ZM147 135V134H146ZM177 135L175 134V136L177 137ZM251 135V136H252ZM120 136H121V134H120ZM132 136H133V134H132ZM173 135H170V136H168V137H172ZM185 136V137H184ZM210 136H212L213 138H214V140H213V138H212V140L209 138ZM259 136V135H258ZM117 137V136H116ZM122 137H123V135H122ZM220 137H222V138H220ZM250 137V138H249ZM260 137V136H259ZM79 138V137H78ZM119 138H121V137H119ZM130 138V137H129ZM219 138V139H218ZM224 138H225V141H223L224 140ZM258 138V137H257ZM115 139V137L113 138V140ZM208 139V141H206ZM211 141H210V140ZM223 139V140H222ZM252 139V138H251ZM263 139V138H262ZM116 140H117V138H116ZM222 140V141H221ZM257 140V139H256ZM115 141V140H114ZM118 141H119V139H118ZM233 141V142H232ZM264 141V140H263ZM54 142V144H56V146H57V144H58V146H57V148L59 149V148H61L60 146H65L66 148H69V146H70V149L68 150H63V151H65L64 153L62 152V150H61V153L62 154H64V156L66 157H64L63 156V158H65V159H69V161H60V160H58V158H57V156H61L62 154L61 153H59V152H57V150L58 149H56V151H54V149H55V147L56 146H54L53 147V145L54 144H52V143ZM56 142V143H55ZM60 142H63V143H66L67 145H64V144H61ZM106 141H103V143H105ZM120 142V141H119ZM259 142V144L257 143V141H253L252 142V145H253V143L255 144V143H257V144H255V145H260L261 143H262V141L261 140H259L258 141ZM261 142V143H260ZM50 143V144H49ZM60 143V144H59ZM116 143H117V141H116ZM128 143V142H127ZM171 143V144H172ZM32 144H34L35 146L34 147H32ZM49 144V146L51 147V149L52 148H54V149H52L50 152H48V153H45V155L46 156H48V162L47 163H45V164H43V162H40V160H41V157H44L43 155H39V154H37L36 155V151H35V149H41L42 148V146L44 147V146H47ZM79 144V143H78ZM105 144H107V143H105ZM264 144V142L262 143V145ZM18 145H20V147H18V151L16 152L15 150V148H17V146ZM60 145V146H59ZM202 144H200V146H203ZM237 145V146H236ZM128 146V145H127ZM195 147H193V148H195ZM209 147V148H210ZM257 147V146H256ZM142 149L141 151L142 152H138V153H141L140 155L136 152L137 151V149ZM206 148H208V147H206ZM257 148H259V150H260V148H261V145L259 146V147H257ZM83 149V148H82ZM78 150L79 151H81V152H83V153H78ZM203 150H205L206 151V149H203ZM202 150V151H203ZM92 151V150H91ZM115 151V150H114ZM194 151V150H193ZM256 151H258V149H256ZM100 152V151H99ZM199 152V151H198ZM204 152V151H203ZM208 151H206V154H211V153H207ZM224 152H226L225 153V155H224ZM113 154V153H112ZM202 154V153H201ZM104 155V154H103ZM106 155V154H105ZM102 156V155H101ZM196 156V155H195ZM194 156V157H195ZM198 156V155H197ZM35 157H39V164L38 163H36L35 162ZM113 157V158H112ZM199 157V156H198ZM204 157V156H203ZM26 158V159H25ZM205 158V157H204ZM219 158V157H218ZM218 158H216V159H218ZM220 158H222V157H220ZM104 159V160H103ZM193 159H195V158H193ZM200 159V158H199ZM29 160V161H28ZM219 160V159H218ZM217 160V161H218ZM255 160V161H254ZM108 163V164H107ZM124 163L122 164V165H124ZM145 165V161L142 163V165ZM11 165V164H10ZM141 165V166H142ZM140 166V167H141ZM111 168H112V166H110ZM124 167V166H123ZM164 167V168H163ZM200 167H202V166H200ZM204 167V166H203ZM109 168V167H108ZM107 167H106V169L107 170H109ZM137 168H138V170H137ZM209 168V167H208ZM105 169V170H106ZM122 169H124V168H122ZM121 169V170H122ZM147 169V166H145V169L143 170V171H145ZM158 169V170H157ZM165 169H167V171H169L168 173H170V174H168V173H166V174H164L165 172H163V171H165ZM78 170H79V173H78ZM99 170H96V171H98V173H99ZM100 170V171H101ZM135 170H137L136 172H135ZM161 170H163L162 172H161ZM28 171V170H27ZM26 171V172H27ZM96 171H94L93 173H89L90 175H88V176H92V178L95 176V174L97 173ZM111 172H112V170H110ZM149 172H150V170H148ZM148 171L146 170L145 172L146 173H148ZM153 171V172H152ZM156 171V173H154ZM29 172H30V169H29ZM77 172V173H76ZM96 172V173H95ZM122 172V171H121ZM125 172V173H126ZM171 172H172V174H171ZM28 173V172H27ZM123 173V172H122ZM133 173V174H134ZM139 173V172H138ZM141 173H144V172H141ZM173 173H174V175L176 176V178L177 179H175V180H177L178 181V183H177V181H173V179H174V177L175 176H173ZM176 173V174H175ZM255 174H256V172H254ZM74 174H75V176H74ZM93 174V175H92ZM126 174V175H127ZM140 174V173H139ZM39 175V174H38ZM77 175V176H76ZM85 175V176H86ZM141 175V174H140ZM139 175V176H140ZM144 175H146V174H144ZM142 176V177H145V176ZM179 175H182V176H184V178H180L179 177ZM186 175V176H185ZM249 175H251V177H249ZM50 177V179H51V182H49V180H47V177ZM87 176V178L89 179V177ZM29 177V176H28ZM48 177V178H49ZM130 177H132V175L130 176ZM164 177V178H165ZM167 177L165 178V179H167ZM178 177H179V179H178ZM23 179L21 180V179H18V180H16V181H14V183H12L11 184V182L9 183H7L6 185H5V188H10L11 186H12V188L13 189H15V190H18L19 188H21V187H23V184H24V188H29L32 184H33V179H30V178H28V179H24V177H22ZM25 178H26V176H25ZM171 178V179H170ZM70 179H71V182H70ZM90 179H91V177H90ZM139 179V178H138ZM49 182H47V181ZM167 181H168V179H167ZM264 181V180H263ZM168 182V183H169ZM75 183V182H74ZM170 183H169V185H170ZM183 183H184V181H183ZM61 184V183H60ZM111 184V183H110ZM109 184V185H110ZM44 185H48V187L47 188H45V187H43ZM77 185V186H78ZM83 185V186H82ZM109 185H107V186H109ZM178 185H179V187H178ZM61 186H63V184L61 185ZM64 186V187H65ZM171 186V185H170ZM76 187V186H75ZM87 187V186H86ZM86 187H84V190H83V193L85 192V193H88V194H91V195H93L94 194V191L92 190V189H90L89 188V186L86 188ZM173 187V186H172ZM78 189H79V187H77ZM90 189V190H89ZM111 189V188H110ZM119 189V188H118ZM82 190H81V192H82ZM123 190H124V188H123ZM176 190V189H175ZM98 191V190H97ZM101 191V190H100ZM99 191V192H100ZM114 191V190H113ZM119 191V190H118ZM118 191H116L117 193H119ZM79 192V191H78ZM124 192H125V190H124ZM25 193V192H24ZM100 193H102V194H104L105 192H100ZM120 193H121V191H120ZM116 194L115 193V195H114V198H113V200L111 199V196H109V198L112 200V201H115L116 202V205H117V203L121 200L122 201V195L121 194ZM98 194V193H97ZM95 195V198H96V201H97V203L101 206V205H103V204H101L102 203V201L100 200H98L97 199V197L99 196V195ZM106 194V193H105ZM114 194V193H113ZM1 196V195H0ZM94 196V195H93ZM97 196V197H96ZM101 196H103V195H100V199H101ZM124 196H125V194H124ZM123 196V197H124ZM3 197V196H2ZM1 198V197H0ZM3 198H5V200L7 201V203L10 205V203H17V198H16V196H15V194H14V192L13 193H10L9 191H6V194L4 193V197ZM99 198V197H98ZM104 198V197H103ZM105 198H106V196H105ZM104 198V199H105ZM110 199L108 200L109 202H110ZM107 200V199H106ZM105 201V200H104ZM103 201V202H104ZM120 201V202H121ZM220 201H221V199H220ZM101 202V203H100ZM106 202V201H105ZM105 202H104V204H105ZM108 202V203H109ZM114 202V203H115ZM223 202H222V204H223ZM89 203H93V201H91V202H89ZM97 204V205H98ZM113 204V203H112ZM119 204V203H118ZM260 204H261V206L262 205H264V197L262 196L261 197V199H260ZM30 205V204H29ZM95 205V204H94ZM96 205V206H97ZM114 205V204H113ZM116 205H114L115 207H116ZM226 205V206H227ZM10 206H12V205H10ZM26 206H27V204H26ZM259 206V205H258ZM28 207V206H27ZM95 206H92V208H94ZM224 207H225V205H224ZM237 207V209H239ZM117 208H119V207H117ZM249 208H250V210H249ZM99 209V210H98ZM97 210H96V207H95V211H96V213L94 212V214L96 215V214H98L97 213V211L98 212H100V214H101V212H102V210L100 209V208H98ZM120 209V208H119ZM101 210V211H100ZM28 211V210H27ZM26 211V212H27ZM110 211H116V209L115 210H110ZM232 211V208L230 209V212ZM240 211H242V210H240ZM239 211V212H240ZM32 212V211H31ZM103 212H104V210H103ZM102 212V214L104 215V213ZM106 212V211H105ZM109 212V211H108ZM117 212H118V210H117ZM116 212V213H117ZM260 212H261V210H260ZM260 212L259 211H257V212H255L256 213V215H261L260 214ZM30 213V212H29ZM29 213H25L26 214V216H27V218H32L33 217V215L32 214H29ZM107 213V212H106ZM105 213V214H106ZM113 213V212H112ZM115 213V212H114ZM114 213L111 215L113 218H116L117 216H118V214H117V216L115 217V216H113L114 215ZM119 213V212H118ZM237 213V212H236ZM242 213V212H241ZM22 214H24V213H22ZM100 214L99 215H97V218H99L98 216H100ZM109 214H111L110 212H109ZM231 214V213H230ZM120 215H122V214H120L119 213V218L121 217ZM232 215V214H231ZM239 215V214H238ZM255 215V216H256ZM31 216V217H30ZM34 216H35V219L37 218V216L38 217H41V216H39L38 214H37V216H36V214H34ZM102 216V215H101ZM105 216H107V214L106 215H104V216H102L101 218H102V220H103V217L105 218ZM21 217V216H20ZM18 218L17 220H18V222H19V220L21 219V218ZM25 217V216H24ZM96 217V216H95ZM109 218H110V216H108ZM107 217V218H108ZM111 217V218H112ZM240 217V216H239ZM14 218V216L12 215V219ZM26 218V217H25ZM45 218V217H44ZM100 218V219H101ZM107 219V221H111L112 219ZM32 219H34V217L32 218ZM32 219H30L31 221H32ZM40 219H42L43 220V218H38V219H36V220H40ZM42 220H40L43 224H45L46 225V223L44 222V221H46V219H44V221H42ZM101 220V221H102ZM21 221H22V219H21ZM25 221V220H24ZM24 221H22V222H24ZM37 221V222H38ZM103 221H105V219L103 220ZM21 222V223H22ZM27 222V221H26ZM26 222H24V223H26ZM37 223V224H42V223ZM24 223L22 224L23 226H24ZM31 224V223H30ZM36 224V225H37ZM34 225V224H33ZM32 225V226H33ZM44 225V226H45ZM26 226H27V228H28V231H30L29 230V228L31 229V227L32 226H30V227H28L29 226V222H28V224L27 225H25L24 226V228L26 229L25 231H27V228H26ZM38 226V225H37ZM40 226V225H39ZM41 227V226H40ZM48 228H49V226H47ZM33 228V227H32ZM34 228H35V226H34ZM42 228V227H41ZM48 228H47V231H48ZM50 228H51V226H50ZM53 228V227H52ZM51 228V229H52ZM23 229V228H22ZM38 228H36V230H37ZM198 229H199V227H198ZM35 230V229H34ZM34 230L32 229L30 232H32V234H34ZM35 230V234H34V236L33 237H30L29 238V236L31 235L30 234V232H29V234L30 235H28L27 237L29 238V239H31V241H29L28 239H27V241L29 242H25L26 240H24L23 239V242L25 243V244H27L26 246H28L29 248H26V247H24V248H22L23 246H24V243L22 242V239H21V241H20V239H19V242H22V244H19V245H22L21 247H19V249H16V250H14L13 252H15L14 253V257L15 258H17V260L18 259H20V258H18L19 256L20 257H23V258H21L20 260H19V264L21 263V261L23 260V259H25V257H26V259L28 260V262L26 263L25 262V260H24V263L23 264H36L38 261H36V260H38L39 259V262L37 263V264H41V262H43V261H47V263L48 264H61L62 262V264H65V260H67V258L69 257L71 260L70 261H72L71 263H74V264H76V262H73L74 260H72L73 259V257L71 258L70 256H67L66 258H65V260H63V256H61L60 257V255H62V254H68L69 253V251H70V249L68 250V252H67V249L66 250H64L63 248V250H64V252L61 250V246L63 245V243H64V241L63 240H61L60 241V243H62V244H60V246H58V242H56L55 241V243H57L56 245L54 244V248H56L57 249V247L59 248V249H57V250H54V248H53V246H52V244L50 243V239L52 238H50V236H52V235H50L49 237L47 236V235H49V234H51V230L50 231H48V234L47 233H44V235L45 234H47V235H45V237L47 236V239L48 240H46L45 239V237H43V235H42V238H44V239H41L40 237L41 236H39L40 234H38L37 235V233H41V231L39 232L38 230V232ZM195 231H196V228L194 229ZM256 230V229H255ZM24 230H21V232H23ZM46 231V232H47ZM198 231V230H197ZM196 231V232H197ZM37 232V233H36ZM50 232V233H49ZM60 232V231H59ZM118 232V231H117ZM200 232V231H199ZM25 233V232H24ZM27 234H28V232H26ZM25 233V234H26ZM67 233V232H66ZM64 236H67V235H65V233H62ZM21 235V234H20ZM23 235V234H22ZM22 235H21V237H19V238H22ZM53 235H55V233H53ZM39 236V238H36V237H38ZM24 237V236H23ZM54 237V236H53ZM59 236H56L55 238H57V240L59 239L58 238ZM61 237V236H60ZM33 238V239H32ZM50 238V239H49ZM63 238V237H62ZM68 238V237H67ZM37 240V242L35 241V240ZM53 240H56V239H54V238H52ZM50 240V241H49ZM52 240V241H53ZM68 240V239H67ZM39 241V242H38ZM59 241V240H58ZM203 241L204 242H206V243H210V242H212L213 241V237L212 236H210V235H207V236H205L204 237V239H203ZM30 242H32L31 243V246L32 247H30ZM43 242V243H42ZM49 242V243H48ZM54 242V241H53ZM69 242V241H68ZM68 242L66 243L67 245V247H69L70 245H68ZM39 244V245H38ZM43 244V245H42ZM49 244H51L50 245V247H49ZM71 244V243H70ZM36 245H37V247H36ZM41 245H42V247H41ZM44 245H45V247H44ZM65 245V244H64ZM63 245V246H64ZM260 245V244H259ZM38 246H40V248L38 249ZM57 246V247H56ZM261 247H263L264 245L263 244H261L260 245ZM47 247H48V249H50V251L51 252H49L48 251V249H47ZM67 247H65L64 246V248H67ZM20 248H22L21 249V253H20ZM25 248H26V250H28L27 252L28 253H30V252H32L31 254H29L28 255V253H27V255H26V252H24V250H25ZM43 248V249H42ZM51 248H53V249H51ZM40 249H42L43 250V252L44 253H47V255L46 254H44L43 252H42V250H41V252H40ZM44 249H46L47 250V252L46 251H44ZM60 250L62 251L61 253L62 254H59L60 253ZM19 251V252H18ZM30 251V252H29ZM17 252V253H16ZM49 252V253H48ZM66 252V253H65ZM18 253H20V255L18 254ZM25 253V255H23ZM35 255H34V254ZM51 253V254H50ZM16 254V255H15ZM22 254V255H21ZM57 254H59V256L57 255ZM80 254H82V253H78V255L80 256ZM33 255V256H32ZM44 255V256H43ZM49 255V257H52L53 259L51 260L49 257H47ZM53 255H55L56 257H57V259L56 258H54L55 256H53ZM77 255V257L79 258V256ZM35 256V257H34ZM43 256V257H42ZM82 256V255H81ZM31 257V258H30ZM34 259H33V258ZM42 257V258H41ZM45 257V258H44ZM46 257H47V259H46ZM58 257H59V259H58ZM76 256H75V258H77ZM43 258H44V260H43ZM62 258V259H61ZM43 261H42V260ZM56 259V260H55ZM80 259H81V257H80ZM83 259H84V257H83ZM26 260V261H27ZM35 262H34V261ZM41 260V261H40ZM91 260V259H90ZM233 260V257H231V260L229 259V261L228 262H231ZM49 261V262H48ZM61 261V262H60ZM69 261V262H70ZM77 261H78V259H77ZM85 261V260H84ZM94 261V259L92 260V263H94L93 262ZM17 261H15V263H16ZM33 262V263H32ZM52 262V263H51ZM60 262V263H59ZM79 263L81 262V263H85V262H82L81 260L80 261H78ZM89 262H91V261H89L88 260V262H87V264H91V263H89ZM78 263V264H79ZM96 264H97V259H96V262H95ZM94 263V264H95ZM16 264H18V263H16ZM42 264H44V262L42 263ZM66 264H68V262H66ZM86 264V263H85ZM226 264H228V263H226Z\"/></svg>",
	"mask_w": 264,
	"mask_h": 264
},
{
	"label": "snow or ice",
	"instance_id": "3",
	"mask_svg": "<svg viewBox=\"0 0 264 264\" xmlns=\"http://www.w3.org/2000/svg\"><path fill=\"white\" fill-rule=\"evenodd\" d=\"M145 11L148 6L140 5ZM197 10L196 27L205 41H210L209 47L214 50V59L216 63L223 67L235 71V65H241L245 69H257L251 72L253 76L259 77V83L264 85V38L259 41V50L253 51L252 40L254 33L248 26L241 23L232 12V5L225 0H195L191 5ZM261 12L264 16V0L261 3ZM260 30L264 32V23L261 24ZM50 39H53L50 37ZM59 40L57 49V59L67 65L65 74L68 76L69 83H76L77 90L89 89L93 95L121 93L128 101L133 100L134 95L139 90L137 78L128 72L114 73L108 68L99 65L94 66L78 60L73 53V45L77 42L72 37L55 36L53 43ZM62 45V46H61ZM71 75H68V74ZM13 89H9L11 93ZM6 98L0 95V111H6ZM209 113L205 112L204 116ZM22 162V161H21ZM2 174L5 178L18 176L15 167L4 164ZM30 175V173H25ZM215 180L216 177H210ZM37 186L40 185V178L37 176L32 181ZM264 183V181H262ZM43 187L47 188L48 185ZM236 187V185H233ZM36 190V189H33ZM57 195V193H52ZM119 193H117L118 195ZM19 238L5 229L0 235V247L3 248L5 255L9 250L17 248ZM0 264H13V262L4 260ZM101 264V262H97ZM109 264H123V261H110Z\"/></svg>",
	"mask_w": 264,
	"mask_h": 264
}]
</instances>
